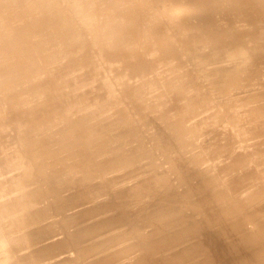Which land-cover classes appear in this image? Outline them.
I'll return each instance as SVG.
<instances>
[{
    "label": "bare ground",
    "instance_id": "1",
    "mask_svg": "<svg viewBox=\"0 0 264 264\" xmlns=\"http://www.w3.org/2000/svg\"><path fill=\"white\" fill-rule=\"evenodd\" d=\"M26 1L28 2V0H0V37H3L2 35H7L8 37H7V40H5L4 39V37H3V39H4V42L3 43H0V48H4V49H7V52L8 53H10V54H12V53H17V51H18V47H20V46H25V48L26 49H28V52H27V55H26V57H24V58H21L18 62H13L14 64H12L13 66L12 67H9V69H7L8 67H6V68H4L5 70H7V72L5 71V73H7V74H4V75H6L5 76V81L4 82H2V83H0V257H1V261L2 260H4V259H2V258H4L3 256H7L8 257V255H9V258H6L5 259V262H11V264H30L29 263V260H28V255H26V253H28L29 251H30V249H28L27 250V248H26V251H28V252H25L24 250V252H23V254L22 255H20V252H19V250L21 249V247H19V240H20V238H21V235L23 236L24 235V233H25V231H23L22 232V229H23V226H24V228H26V230L28 229V231L27 232H30V229L31 228H29L28 226H26V225H29V223L31 222H28V220L27 219H25V218H31V217H33V216H28V217H26V215H25V217H24V213L20 210V208H22L23 206H22V204L24 205V204H26V203H24V200L23 201H20V199L19 200H17V199H14V196L13 195H15V194H17L18 195V193H19V196H20V192H22V191H26V190H29V189H31V188H29V189H26V186H25V182H26V180H27V178L29 177V175H31V173H33L36 169H38L37 168V165L40 163H38V155H40V153L38 154V155H36V156H38L37 157V160L36 159H34L33 157L31 158L30 157V153H29V151H32L31 150V148H30V150H29V143H30V141H29V139H28V135L30 134V133H28V131L31 129V128H37V129H39L40 131H42L41 133H42V135H43V139L45 140V142H48L49 141V143H50V149L52 150V152H54V150H56L57 149V153H58V151L60 150H62V152H63V149H65V148H67L66 146H70L71 145V148L73 147V148H75L74 149V153H76L77 152V154H75V155H80L81 153H82V156L80 155V157L79 156H74V155H72L73 154V152H71L72 154H68V155H72L73 156V158H72V156H70L72 159H77V164L78 163H81V157H83V152H84V150H85V148H87L86 150H85V152L86 151H88V153L87 154H89V152L91 151L92 152V150H91V148H94L95 146H97L98 144H99V139H98V135H87V134H82L81 132H82V130L83 129H87L86 127L88 126V125H86L88 122H86L85 123V121L84 120H81V118H80V120H78V119H76V118H74L73 117V115H74V113H75V109L79 106L78 104H80L79 102H75V101H72L71 99V96L72 95H76L75 97H77V94H78V88H80L79 87V84H73L74 86H70L71 88V90H73V89H77V93L75 94V91H74V93L73 92H71V91H67L66 89H65V91H62V90H60V85L63 83V79L67 76V72H68V70H66V68H68V67H71L72 69H74L75 68V70H76V67H77V69L79 70V68H78V66H82L83 67V64L85 63L86 64V66H84L83 67V69L81 70V73H80V71H79V77L78 78H81V81H86V80H88V79H90L92 82V85L93 86H91L92 88H95V89H97L96 91L94 90V92H99L101 89H102V86L104 85V84H106L107 85V83H113L115 86L113 87V89H115L116 90V92L118 93V95H120V99L122 100V102H127V106H128V108H129V111H128V113L127 114H125V116H123L125 119L124 120H127V119H130V118H132V116H131V113H134V112H138V113H142V114H144V113H148V112H152L154 109H156V108H159V110L161 109H165V113H168V117L170 116V117H172V119L173 120H176V119H180L181 117H177V118H175L174 119V117L173 116H175V115H177V116H181V112L183 113L184 112V116L183 117H187L189 114V105H187L188 104V99L189 98H187L186 96H185V101L187 102V104H186V102H184L186 105H187V108H184V107H186V106H183V109L181 108V111L180 110H178V106H177V104H176V108H174V106H172L173 104V101H175V100H184V98H183V92L182 91H180V85L182 86H184V84H183V82L185 83V81H184V78H185V80L188 78H186V76H183L182 74H179L178 73V71H179V69L180 70H186L187 71V73H189L188 74V76L189 75H191V76H195V75H198V74H196V72H194L195 71V69L194 68H192V69H194V71L192 70V69H190L189 68V66H187V65H192L193 66V64H190V63H188L187 65H185V62H186V60H185V62L182 64V63H180V62H178V60L182 57H180V56H178L177 54L179 53V51L177 52L176 51V49H175V45H176V43L178 42V43H181V44H184L185 46H187V48H189V50L190 49H193V48H195V47H198V46H200L201 44H203L204 46L205 45H207L208 43H207V41H209V42H216V43H214V44H216V45H226L227 46V44L228 43H232V42H235V44L236 43H240V44H238V45H235L232 49H231V51L232 52H235L236 54H234L233 55V53H232V57H231V55L229 56V54L227 53V52H220V54H218V52H217V54L218 55H216L215 57H214V54L211 56V57H213L214 58V60L215 61H223V60H227L228 61V64H229V66H231L232 65V67H230V68H223L222 66L223 65H225V64H227V63H225V64H220V65H218V66H215L214 65V62L211 64V65H214L215 66V68L213 67V66H211V67H213V68H211V69H214V70H209L208 68H209V66H208V70H206V72L208 73L207 75H211L209 78H208V80H211L210 78H213V79H217L218 81H216V80H214V82L216 81V82H219V81H222V82H220V84L222 85V86H225V87H231V89L232 90H234V88L235 87H239L240 85L239 84H241V86L243 85V88H244V86L245 85H247L246 84V82H250L252 79H253V76H252V79H250V81H249V78L245 75V79H246V77L248 78V79H246V82L244 83V78H243V76H244V71L246 72V74L247 73H249V77L251 78V75L250 74H255V72L257 73L258 72V70L256 69L255 70V72L252 70L253 68H247V66L249 65V64H251V63H249L248 62V54L246 53V52H248V51H246L245 50V47L246 46H244L243 44H241V43H244V39H243V37L242 36H240V37H238V39H232V40H230V38L228 37L227 38V36H229L230 34L229 33H231V32H229L228 34H226L227 36L226 37H224V39L223 38H221V37H223L222 35H218V36H216V33L218 32V28H216V30H217V32H216V30H215V32H214V27H213V32L211 31V30H209L210 31V33L212 32V33H214L215 34V37L213 38L212 36H210V34H209V32L207 31V28L206 29H204L203 28V26L202 25H199V23L195 20V15H198V14H200V13H198V12H200L201 11V13H202V10L201 9H204L205 8V6H207L208 4H209V2H206L205 0H166V1H168V3H165L166 1L165 0H160V4L159 5H157V3H156V1H158V0H103V1H99V0H97V2L95 3V5H94V7L92 6V5H90L92 8H88L89 7V3L91 4L92 3V1H90L89 3H83L84 2V0H78L79 1V4H78V7L80 8V11L77 13L76 11H74V9L72 8V7H70V9L72 10V12L73 13H75L77 16H78V14L79 13H81V14H84L83 12H96V14H95V16L97 15V11L99 12L100 10L102 11V9H103V11H104V14H105V16H106V18L108 19L107 21H109V22H107V21H105L106 22V24L105 25H99V26H97V23H98V21L96 22V19H98V18H91V19H95V22H96V25H94L93 24V30L92 31H87V30H89V28L86 30V31H83V29H80L81 27H83L82 26V24H81V19L80 18H77V20L75 21L74 20V22H71V21H66V19L65 20H63V24L61 23V29L60 28H58L57 27V25L55 24V15L58 13V11L60 10V7H61V1H59V0H57V4L56 3H54V6H52V7H50V9H48V10H45V11H41V13L39 14V12L36 10L37 8H36V6L38 7V8H40L41 6H40V3H39V1L37 0V3L35 2V4L33 5V4H30L31 2H29V6H31V5H33L32 7H26V6H28V5H26ZM31 1H33V0H31ZM63 1V0H62ZM65 1V0H64ZM64 1H63V3H64ZM87 0H85V2H86ZM219 1H225L226 3H227V5L230 7V8H232V9H235L236 11H237V13H240V12H243L244 10L242 9V11L240 10L241 8H245V10H248L249 11V13H251V14H253V21L252 22H254L255 23V25L257 24L258 26H260L261 27V23H264V16H263V14H264V0H219ZM50 1H46V3H49ZM56 2V1H55ZM75 2V1H74ZM195 2H197L198 4H196V6H197V8H198V12H197V10H196V13H198V14H194V13H191V12H189V10L191 9V8H193L194 6L192 5V3H195ZM165 3V4H164ZM157 5V6H156ZM72 6V5H71ZM76 6V5H75ZM195 6V7H196ZM57 8H58V10H57ZM178 8L181 10V9H183L184 10V12H182V13H180L179 11H177L178 10ZM240 8V9H239ZM196 9V8H195ZM199 9H200V11H199ZM77 10V9H76ZM40 11V10H39ZM182 11V10H181ZM261 11V12H260ZM208 12H209V14H210V12H211V10L210 9H208V10H206V11H204V13H202L201 15H204V16H206V15H208ZM260 12V13H259ZM263 12V14H262V16H261V13ZM93 13V14H94ZM103 13V12H102ZM102 13H100V14H102ZM246 12H244V14H245ZM248 13V12H247ZM90 14V13H89ZM104 14H102L103 16H104ZM241 14V13H240ZM243 14V13H242ZM250 14V15H251ZM85 15V14H84ZM99 15V14H98ZM250 15H248V16H250ZM35 16V17H34ZM62 16H64V12L63 11H61V12H59L58 14H57V17H62ZM90 16H91V14H90ZM208 16H210V15H208ZM241 16V15H240ZM44 17H47V21H46V23H43V24H36L35 22L36 21H39L40 19H43ZM82 17V16H81ZM86 17V16H85ZM93 17V16H92ZM97 17V16H96ZM211 17H212V14H211ZM244 17H245V15H244ZM243 17V18H244ZM87 18V17H86ZM246 18H248V17H246ZM251 18H252V16H251ZM250 17H249V19H251ZM64 19V18H63ZM83 19V18H82ZM85 19V18H84ZM84 19H83V21H84ZM88 19H90V18H88ZM104 19V18H103ZM244 20H245V18H244ZM248 20V19H247ZM247 20H246V22H247ZM252 20V19H251ZM91 21V20H90ZM93 21V20H92ZM250 21V20H249ZM101 22L102 21H100V24H101ZM251 22V23H252ZM88 23V22H87ZM90 24H92V23H90ZM99 24V23H98ZM104 24V23H103ZM205 24V23H204ZM203 24V25H204ZM249 24V23H248ZM250 25V24H249ZM252 25V24H251ZM256 25V26H257ZM88 26H90V25H88ZM217 26V25H216ZM230 26H231V24H230ZM229 26V28L231 29V27ZM254 26V25H253ZM264 26V25H263ZM249 27V26H248ZM259 27V28H260ZM211 28V27H210ZM234 28V27H233ZM250 28V27H249ZM49 29V30H48ZM80 29V30H79ZM90 29H92V28H90ZM254 29V28H253ZM263 30H264V27L262 28ZM45 30H48L49 31V34L48 35H52L55 39H60V38H62L63 37V35H64V37H66L67 35H72V34H74V37H71L72 39H70L68 42H69V44L66 46V47H68L67 49H69V47L72 45V46H74V47H76L75 45H81V47H82V44H85L86 42H83V40L82 39H84V38H81L82 36L83 37H87L86 39L87 40H85V41H88L86 44H87V46L85 47V46H83L86 50H84L85 52H84V55H83V57L82 58H84V60H80L79 59V61H75V60H72V59H70V60H67V61H64V62H58V59H59V57H63V58H65V55L63 56L62 54H64L65 53V51H66V47H60L59 45H57L56 47H55V49H53V50H50V51H45L44 49H42V47H41V42L44 40V36H42L41 34H42V32H44ZM229 29H227L226 31H228ZM256 29H254L253 31H255ZM257 30H259V29H257ZM219 31H220V29H219ZM226 31H225V33H226ZM232 31V30H231ZM39 32H41V34L39 33ZM61 32H63V34L61 33ZM249 31H247L246 33L247 34H249L248 33ZM258 32V31H257ZM263 33H264V31H262ZM36 33H38V34H40L41 36H39V37H37V35H36V37L37 38H35V36H34V34H36ZM165 33V35L163 36V34ZM208 33V34H207ZM219 33V32H218ZM82 35V36H78V35ZM232 34V33H231ZM238 34V33H237ZM239 35V34H238ZM244 35V34H243ZM78 36V37H77ZM245 36H246V34H245ZM211 39H210V38ZM231 37V36H230ZM226 38V39H225ZM232 38V37H231ZM233 38H234V36H233ZM0 40H1V38H0ZM246 40V42H248L247 40H248V37L245 39ZM250 40V39H249ZM252 40H253V42H254V38H252ZM257 40V39H256ZM258 42H259V40H257ZM256 41V42H257ZM261 41V40H260ZM71 42V43H70ZM222 42H224V43H222ZM256 42H254V43H256ZM117 44V45H116ZM112 45H116V46H118V49H121V48H124V50L126 51L124 54H126V53H132L131 55H130V57H132V60H133V62H135V60L133 59V56H136V58H137V54L135 55H133V53H134V50L136 51V52H138L139 51V54L141 55L142 53H143V55H144V57H142L144 60L146 59V57H149V56H145V55H151V53H153L154 54V52H158V55L157 56H155V58L153 57V58H150V62H149V64L151 63V61H152V59H155L154 61L155 62H153V64L150 66V68L148 69V65L147 64H145V65H147V69L148 70H146V71H144L143 73H142V75L139 77V79H137V80H135V78H133V80H135V82L132 80V82H130L129 80H127V78L125 79V80H123V76H124V74H123V76L121 75L122 73L120 72V70H118V69H121V71H122V69H125V68H118V67H116V64L119 62V59H118V61H117V58H115V62L113 61V59H112V61L113 62H111L110 60V58L111 57H117V56H119V55H117L116 56V54L114 55V50L116 51V48L114 49L113 47H112V49H114L113 51H112V49H110L111 48V46ZM247 45V44H246ZM71 46V47H72ZM77 46V47H78ZM209 46V48H210V46H212V45H208ZM76 47V48H77ZM115 47V46H114ZM143 48V50H144V48H147L148 49V53H145L144 51H142L140 48ZM215 47V46H214ZM232 47V46H231ZM76 48H75V50H76ZM80 47H78V49H79ZM180 48H182V47H180ZM186 48V49H187ZM213 48V47H212ZM228 48V47H227ZM117 49V50H118ZM230 49V48H229ZM248 49V48H247ZM2 50V49H1ZM0 50V51H1ZM100 50H102L101 51V54H99V55H101V56H99V57H101V59H100V61L99 62H97L98 64H99V66H101L105 61L107 62L109 59V61L111 62V63H113L114 64V66H112L115 70H117L118 72H120L121 74H119V75H121V78H122V80L118 77V78H114V80H112L113 79V75L112 76H110V82L109 81H107L108 79H106V81H107V83L105 82V80H103V78L102 77H105V74H104V70H102V72H100V67H99V69L98 68H95V64H96V57H97V54H98V52L100 53ZM133 51V52H127V51ZM146 50V49H145ZM156 50V51H155ZM185 50V49H184ZM214 50V49H213ZM264 50V49H263ZM4 50H2L1 52H3ZM68 51V50H67ZM80 52L82 51V50H79ZM118 51H120V50H118ZM122 51H123V49H122ZM147 51V50H146ZM150 51H151V53H150ZM188 51V50H187ZM211 51H212V49H211ZM227 51V50H226ZM5 52V51H4ZM73 51H71V54L72 55H74V53H72ZM135 52V53H136ZM142 52V53H141ZM182 52V51H181ZM180 52V53H181ZM196 52V51H195ZM261 52V51H260ZM83 53V52H82ZM119 53H121V51L119 52ZM123 53V52H122ZM183 53V52H182ZM194 53V52H193ZM206 53V52H205ZM257 53V52H256ZM262 53V52H261ZM5 54V53H4ZM3 54V55H4ZM78 54H79V52H78ZM156 54V53H155ZM192 54V53H191ZM196 54V53H195ZM194 54V55H195ZM200 54H203V53H200ZM211 54V53H210ZM9 54H7L6 53V55L5 56H8ZM68 55H69V53H68ZM121 55V54H120ZM123 55V54H122ZM121 55V56H122ZM128 55V56H129ZM260 55V54H259ZM75 56V55H74ZM77 57H78V55H76ZM121 56L119 57V58H121ZM124 56V55H123ZM122 56V57H123ZM142 56V55H141ZM197 56V55H196ZM199 56V55H198ZM252 56H253V54H252ZM264 56V55H263ZM0 57H1V55H0ZM9 57H11V56H9ZM8 57V58H9ZM61 57V58H62ZM68 57V56H67ZM81 57V54L79 55V58ZM125 57V56H124ZM123 57V58H124ZM127 57V56H126ZM128 58L127 57V59H131V58ZM138 57H139V55H138ZM151 57V56H150ZM248 57V58H247ZM260 57V56H259ZM2 58V57H1ZM4 58V57H3ZM12 58H14V56L12 57ZM73 58V57H72ZM81 58V59H82ZM135 58V57H134ZM191 58H193L192 56H191ZM199 57H197V59H198ZM212 58V59H213ZM264 58V57H263ZM10 59V58H9ZM67 59V58H66ZM74 59V58H73ZM126 58H125V60H127ZM139 59V58H138ZM142 59V61H144ZM182 59V58H181ZM184 59H186L185 58V55H184ZM184 59H182V60H184ZM200 59V58H199ZM212 59H211V61H212ZM251 59V58H250ZM6 60V59H5ZM64 59H61V61H63ZM95 60V61H94ZM123 60V59H122ZM205 60H206V58H205ZM210 60V59H209ZM8 61V63H9V60H7ZM59 61H60V59H59ZM98 61V60H97ZM129 62H130V60H128ZM137 61V60H136ZM141 60H140V62L138 63L137 62V65L139 64V65H141L140 63H145V61L144 62H142ZM146 61H147V59H146ZM169 61V64H170V66H173L172 67V69L170 70V71H168L167 72V70H166V68H164V66L165 65H167L168 63H166V62H168ZM188 61V60H187ZM193 61V60H192ZM196 61V60H195ZM256 61V60H255ZM6 62V61H5ZM45 64V66H44V68L42 69V66H43V63ZM105 62V63H106ZM125 63L127 62V61H124ZM209 62V61H208ZM208 62H205L204 63V61H202V59H200L199 61H198V63L196 64V66H197V68L199 67L200 69H201V71H204V69L202 70V67L203 66H205V68L207 67L206 66V63H208ZM262 62V61H261ZM264 62V61H263ZM7 62H6V64H8ZM104 63V65L106 66V64ZM108 63V65H109V62H107ZM120 63H121V65H123L122 63L123 62H121V60H120ZM124 63V64H125ZM130 63H132V62H130ZM146 63H148V62H146ZM187 63V62H186ZM193 63H195V62H193ZM211 63V62H210ZM3 64V63H2ZM97 64V65H98ZM112 64V65H113ZM119 64V63H118ZM118 64H117V66H118ZM142 64V65H143ZM228 64H227V66H228ZM247 64V65H246ZM120 65V64H119ZM135 65H136V63H135ZM136 65V66H137ZM208 65V64H207ZM217 65V64H216ZM246 65V66H245ZM2 67H3V65H1ZM7 66V65H6ZM9 66H11V65H9ZM104 66V67H105ZM126 66V65H125ZM127 66H128V63H127ZM126 66V69L128 68ZM130 66H132L131 64L129 65V68H131ZM133 66H134V64H133ZM168 66V65H167ZM166 66V67H167ZM196 66H194V67H196ZM81 67V68H82ZM97 67V66H96ZM108 67H110V65L108 66ZM111 67V68H112ZM123 67H124V65H123ZM143 67H144V65H143ZM142 67V68H143ZM224 67H226V66H224ZM1 68V67H0ZM112 68V69H113ZM135 68H137V67H134V69ZM140 68H141V66H140ZM139 68V69H140ZM146 68V67H145ZM160 68L162 69V71L160 70ZM183 68V69H182ZM198 68V69H199ZM51 69H52V71H51ZM53 69H54V71H53ZM111 69V70H112ZM113 69V70H114ZM138 69V70H139ZM259 69V68H258ZM1 70H2V68H1ZM1 70H0V72H1ZM133 70V69H132ZM142 70V69H141ZM143 70H145L144 68H143ZM260 70V69H259ZM4 71V70H3ZM108 71V70H107ZM109 71H110V69H109ZM124 71V70H123ZM125 71H127V70H125ZM124 71V72H125ZM130 71V70H129ZM134 71V70H133ZM197 71H200V70H197ZM260 71H262V70H260ZM75 73H78V71L76 70V71H74ZM123 72V73H124ZM139 72V73H138ZM136 74H140V71H138ZM165 72H167V74L165 75L164 73ZM180 73H181V71H179ZM111 73V72H110ZM134 73V72H133ZM132 73V74H133ZM203 72H200V74H202ZM259 73V72H258ZM257 73V76L259 75L260 76V74H262V73H264V72H260V74H258ZM74 74V73H73ZM103 74H104V76H103ZM108 74V73H107ZM113 74H115V73H113ZM116 74H117V72H116ZM117 74V75H118ZM135 74V73H134ZM134 74L133 75H131V72H129V75L131 76V79H132V76H134ZM135 74V75H136ZM185 74V73H184ZM199 74V75H200ZM204 74V73H203ZM202 74V75H203ZM253 74V75H254ZM68 75H69V73H68ZM71 75V74H70ZM75 75V74H74ZM77 75V74H76ZM109 75H111V74H109ZM129 75H128V77H129ZM201 75V76H202ZM206 75V73L204 74V76ZM263 75V74H262ZM261 75V77L263 78V76ZM108 76V75H107ZM116 76V75H115ZM114 76V77H115ZM181 76H183V77H181ZM190 76V77H191ZM256 76V75H255ZM255 76H254V79H255ZM23 77H26V79H28V80H33L32 82H31V84L30 83H28L27 81L26 82H23L22 84H21V89L22 90H20L19 92H12V87L15 85V84H17L18 83V81L19 80H21ZM68 77V76H67ZM75 77H77V76H75ZM83 77H86L87 79L86 80H84V78ZM136 77V76H135ZM261 77L260 78H256V79H260V82H262V80H261ZM1 78H3V77H1ZM205 78V77H204ZM218 78H220V80L218 79ZM66 79V78H65ZM191 79H193V77H191ZM190 79V80H191ZM212 79V80H213ZM241 79V80H240ZM253 79V80H254ZM256 79H255V81H256ZM66 80H68V79H66ZM65 80V81H66ZM76 80H78V79H76ZM207 80V81H208ZM248 80V81H247ZM252 80V81H253ZM79 81V80H78ZM78 81H77V83H78ZM81 81H79V82H81ZM187 81V80H186ZM195 81V80H194ZM203 81V80H202ZM206 81V82H207ZM254 81V82H255ZM259 81V80H258ZM257 81V82H258ZM74 82V81H73ZM76 82V81H75ZM190 82V81H189ZM188 82V83H189ZM210 82V81H209ZM209 82H207V83H209ZM214 82H211L212 84L214 83ZM195 83H196V81H195ZM211 83H210V85H211ZM251 83V82H250ZM67 84V83H66ZM69 84V83H68ZM81 84L82 83H80V86H81ZM215 84V83H214ZM219 84V83H218ZM245 84V85H244ZM252 84V83H251ZM250 84V85H251ZM262 84V83H261ZM263 84H264V81H263ZM63 85H65V84H63ZM76 85H78L77 87H76ZM106 85H104V86H106ZM185 85H188V84H185ZM190 85V84H189ZM194 85V84H193ZM207 85V84H206ZM221 85H219V87L221 86ZM249 85V84H248ZM199 86V85H198ZM209 86V85H208ZM212 86V85H211ZM210 86V87H211ZM256 86V85H255ZM63 87V86H62ZM106 87H108V86H106ZM195 87V86H194ZM200 87V86H199ZM213 87V89H212V91H213V94H214V92H216V91H218L219 92V89L218 90H216V87H218V85L216 86V85H213L212 86ZM218 87V88H219ZM65 88H66V86H65ZM86 88V87H85ZM89 88H90V85H89ZM183 88V87H182ZM185 88V87H184ZM193 88V87H192ZM192 88L190 89V87L188 88V89H190V90H192ZM221 89H222V87H220ZM224 88V87H223ZM75 89V90H76ZM81 89L82 88H80V92H81ZM106 89H108V88H106ZM198 89V88H197ZM236 89V88H235ZM244 89H246V88H244ZM108 90H110V89H108ZM162 90V91H161ZM182 90V89H181ZM196 90V89H195ZM210 90V89H209ZM226 90V89H225ZM229 90V89H228ZM231 90V91H232ZM238 90V89H237ZM241 90H243V89H241ZM247 90V89H246ZM102 91V90H101ZM185 91H187V89L185 90ZM230 91V90H229ZM244 91V90H243ZM112 92V91H111ZM162 92V93H161ZM189 92V91H188ZM194 92V91H193ZM228 92V91H227ZM233 92V91H232ZM239 92V91H238ZM256 92H258V91H256ZM256 92H254L255 94L253 95V96H257V97H259L258 96V93H256ZM85 93V92H84ZM88 93V92H87ZM93 93V92H92ZM91 93V94H92ZM109 93H110V91H109ZM161 93V94H160ZM187 93V92H186ZM189 93H191V92H189ZM221 93V92H220ZM225 93V92H224ZM252 93V92H251ZM260 93V92H259ZM94 94V93H93ZM112 94H114V95H116V93L115 92H112ZM111 94V95H112ZM164 94V95H163ZM185 94V93H184ZM188 94V93H187ZM226 94H228L229 95V93H226ZM250 94V93H249ZM95 95V94H94ZM195 95V94H194ZM200 95H201V93H200ZM218 95V94H217ZM220 95V94H219ZM222 95V94H221ZM220 95V96H221ZM231 95V94H230ZM234 95V94H233ZM252 95V94H251ZM251 95L249 96V98H251ZM261 95V94H260ZM42 96H44L43 97V100H42ZM80 96H82V94L80 95ZM80 96L78 97V98H80ZM91 96V95H90ZM108 96V95H107ZM190 96H191V94H190ZM214 96V99H215V95H213ZM240 96V95H239ZM247 96V95H246ZM246 96H243L245 99L247 98ZM263 96V95H262ZM74 97V98H75ZM87 97V96H86ZM106 97V96H105ZM108 97H110V95L108 96ZM116 96H114L113 97V95H112V97H110V98H115ZM208 97V96H207ZM232 97V96H231ZM242 97V96H241ZM240 97V98H241ZM24 98H30V99H33L34 101H36V103L35 104H31V105H28L26 108H24L22 105H23V103L21 102V100L22 99H24ZM89 98V97H88ZM100 98V97H99ZM103 98V97H102ZM119 98V97H118ZM224 99L226 98V97H223ZM236 98V97H235ZM243 98V99H244ZM261 98V97H260ZM259 98V99H260ZM98 99V98H97ZM120 99H118V101L120 100ZM127 99V100H126ZM191 99V98H190ZM209 99H210V95H209ZM219 99H221V98H219ZM218 99V100H219ZM223 99V100H224ZM233 99V98H232ZM261 99H264V98H261ZM42 100V101H41ZM87 100V99H86ZM112 100V99H111ZM116 100V99H115ZM192 100H194L193 98H192ZM236 100H238L237 98L233 101V102H235ZM239 100H241V99H239ZM238 100V101H239ZM81 101H82V99H81ZM88 101V100H87ZM95 101V100H94ZM106 101H107V103H109V101L106 99ZM182 101H181V103H182ZM225 101V100H224ZM226 101H227V99H226ZM246 101V100H245ZM104 102V101H103ZM102 102V103H103ZM114 102V101H113ZM116 102V101H115ZM114 102V103H115ZM121 102V101H120ZM192 102V101H191ZM230 102H232V100L230 101ZM232 102V103H233ZM248 103L250 102V100L249 101H247ZM255 102V101H254ZM112 103V102H111ZM113 103V104H114ZM117 103V102H116ZM177 103V102H176ZM179 103V102H178ZM219 103V102H218ZM227 104H229L228 102H226ZM225 103V104H226ZM243 103V102H242ZM261 103V102H260ZM263 103V102H262ZM81 104H83V101H82V103ZM81 104H80V106H81ZM100 104V103H99ZM118 104V103H117ZM124 103H121V105H123ZM180 104V103H179ZM183 104V103H182ZM181 104V105H182ZM184 104V105H185ZM192 104V103H191ZM197 104V103H196ZM231 104V103H230ZM235 104V103H234ZM237 104V103H236ZM239 104V103H238ZM237 104V106H239ZM250 104H251V102H250ZM87 105V104H86ZM85 105V106H86ZM110 105V104H109ZM108 105V106H109ZM114 105H116V104H114ZM120 105V104H119ZM120 105V106H121ZM175 105V104H174ZM193 106L195 105L194 103L192 104ZM191 105V106H192ZM222 105H223V103H222ZM233 105V104H232ZM232 105H231V107L230 106H228L229 108H230V110L232 109H234L233 107L235 106H233L232 107ZM241 105V104H240ZM257 105V104H256ZM256 105H254V106H256ZM97 106H99V105H97ZM97 106H94V107H96L97 108ZM111 106V105H110ZM110 106H109V108H110ZM117 106V105H116ZM224 106H226V105H224ZM242 106V105H241ZM244 106V105H243ZM248 107H249V105H247ZM254 106H252V109H253V107ZM23 108V110L24 111H22V108ZM89 107L91 108V104L89 105ZM113 107V106H112ZM115 107V106H114ZM114 107L113 108H111L112 110L114 109ZM162 107V108H161ZM178 107V108H177ZM180 107H182V106H180ZM240 107V106H239ZM247 107V108H248ZM257 107H258V105H257ZM257 107H255L254 109H258ZM260 107V106H259ZM86 108V107H85ZM100 108H101V106H100ZM103 108V107H102ZM115 108H117V107H115ZM201 108V107H200ZM208 108V107H207ZM221 108V107H220ZM225 108V107H224ZM235 108H237V107H235ZM246 108V107H245ZM247 108H246V110H247ZM79 109H81V107H79ZM89 109V108H88ZM108 109V108H107ZM197 109V108H196ZM216 109V108H215ZM214 109V110H215ZM238 109V108H237ZM236 109V110H237ZM240 109H242V107L240 108ZM261 109H263V111H264V108L262 107ZM78 110V109H77ZM90 110V109H89ZM92 111H93V109H91ZM91 110H90V112H91ZM96 109H94V111H95ZM109 110V109H108ZM107 110V111H108ZM111 110V111H112ZM116 110V109H115ZM115 110H114V112H115ZM198 110V109H197ZM217 110V109H216ZM220 110V109H219ZM225 110H226V108H225ZM235 110V111H236ZM242 110H245L244 108L242 109ZM249 110V109H248ZM258 110H260V109H258ZM257 110V111H258ZM22 111V112H21ZM81 110H79V112H80ZM100 111V110H99ZM99 111H97V113L99 112ZM110 111V114L112 113ZM164 111V110H163ZM190 111H191V109H190ZM212 111V110H211ZM223 111V110H222ZM227 111H228V113L230 112V113H232L231 111H229V109L227 108ZM234 111V112H235ZM252 111V110H251ZM263 111L262 112H260V114L261 113H263ZM83 112V111H82ZM80 113V115H82L83 113ZM150 112V113H151ZM159 112V111H158ZM158 112H157V114H158ZM193 112V111H192ZM224 113H221V115L223 116L225 113L226 114H228L227 112H225V111H223ZM238 112V111H237ZM240 112V111H239ZM238 112V113H239ZM248 112V111H247ZM250 112V111H249ZM248 112V113H249ZM253 112V111H252ZM107 113V112H106ZM106 113H104L105 114V116L108 114H106ZM116 113V112H115ZM118 113V112H117ZM156 113V112H155ZM160 113V112H159ZM164 113V114H165ZM207 113V112H206ZM215 113H216V111H215ZM236 113V112H235ZM235 113H232L233 114V117L231 116V118L229 117V122H230V119H231V121H233V118H236V116H237V114H235ZM243 114V112H240L239 114ZM248 113H246V114H248ZM251 113V112H250ZM99 114V113H98ZM104 114H101V115H103V117H105L104 116ZM141 114V115H142ZM160 114H162V111H161V113ZM163 114V115H164ZM193 114V113H192ZM191 114V115H192ZM217 115H215V117L216 118H219L220 119V117H222L221 115H219L218 113H216ZM231 114V115H232ZM252 114H254V112L252 113ZM95 115V114H94ZM113 116H112V118L114 117V115L115 114H112ZM137 115V117H136V119L138 118V115L139 114H135V116ZM162 115V116H163ZM234 115H236L235 117H234ZM74 116H76V113H75V115ZM79 116V115H78ZM92 116V115H91ZM116 116V115H115ZM122 116V115H121ZM145 116V115H144ZM194 116V115H193ZM228 116H229V114H228ZM241 115H239V117H240ZM243 116V115H242ZM246 115H244L243 117H245ZM249 116H252V115H249ZM248 116V117H249ZM258 116V115H257ZM262 116V115H261ZM77 117V116H76ZM86 117V116H85ZM94 117H96L97 118V116L95 115ZM93 117V118H94ZM110 117V116H109ZM117 117H120V115L119 116H117ZM122 117V118H123ZM134 117V116H133ZM148 117V116H147ZM160 117V119H161V116H159ZM167 117V118H168ZM185 117V118H186ZM188 117H190V115L188 116ZM192 117V116H191ZM247 117V116H246ZM84 118V117H83ZM98 118H99V116H98ZM142 118V117H141ZM164 118V117H163ZM185 118H182V122L184 121L185 123L183 124L184 126L187 124V121L188 120H186ZM227 118V117H226ZM241 119H243L242 117H240ZM252 118V117H251ZM256 118V114H255V117H254V119ZM86 119V118H85ZM99 119H101V118H99ZM118 119H120V118H118ZM143 119V118H142ZM145 119V118H144ZM149 119H150V117H149ZM171 119V118H170ZM171 119V120H172ZM188 119V118H187ZM189 119H191V118H189ZM196 119V118H195ZM250 119V118H249ZM253 119V118H252ZM251 119V120H252ZM253 119V120H254ZM131 120V119H130ZM147 120V119H146ZM153 120H154V118H153ZM157 120V119H156ZM162 120V119H161ZM166 121H167V123L168 124H173V122L172 123H170V122H168V120L167 119H165ZM193 120V119H192ZM204 120H207V118L206 119H204ZM203 120V121H204ZM209 120V122H212V121H210V119H208ZM212 120V119H211ZM215 120V119H214ZM214 120H213V122H214ZM218 119H216L215 121H217ZM248 120V119H247ZM251 120H248V121H251ZM258 119H256V121H257ZM260 120L261 121H264L263 119H261L260 118ZM92 121H93V119H92ZM103 121H104V119H103ZM106 121V120H105ZM119 121V120H118ZM121 121V120H120ZM134 121V120H133ZM132 121V122H133ZM137 121H138V119H137ZM141 121H143V120H141ZM140 121V119H139V122H141ZM151 121V120H150ZM149 121V122H150ZM158 121V120H157ZM180 121H181V119H180ZM190 121V120H189ZM194 121V120H193ZM202 121V122H203ZM219 121H221L222 123H223V121H222V119L221 120H219ZM226 121V120H225ZM235 121H236V119H235ZM239 121V120H238ZM241 121H244V120H241ZM246 121V120H245ZM248 121H246V122H248ZM259 121V120H258ZM90 122V121H89ZM95 122V121H94ZM102 122V121H101ZM112 123V121H108V123ZM122 122H124V121H122ZM138 122V123H139ZM144 122H146V121H144ZM143 122V123H144ZM154 122V121H153ZM160 122V121H159ZM200 122V121H199ZM206 122V121H205ZM208 122V123H209ZM253 121H251V123H249L248 122V124H250V126H248V127H250L249 128V130L251 129V124H254L253 125V127L254 126H256L257 124H260V123H252ZM96 123V122H95ZM98 123H99V120H98ZM110 123V124H111ZM114 123H117V122H114ZM125 123H126V121H125ZM134 123H136V122H134ZM158 123V122H157ZM163 122H160V124H162ZM164 123H166V122H164ZM179 123V122H178ZM190 123H191V121H190ZM190 123H188L186 126L187 127H190V126H192V128H194V124L195 123H192L190 126H189V124ZM197 123V122H196ZM207 123V122H206ZM205 123V124H206ZM216 122H214V125H217L218 126V128H219V125L220 124H218V123H216ZM234 123V122H233ZM237 123V122H236ZM243 123V122H242ZM263 123V122H262ZM68 124H73L74 126H75V128L76 129H74V128H72V129H74V131H77L78 129L80 130V133H75L74 132V134L75 135H77V136H80V138L79 137H77V139L75 138L74 140H70L69 142H63L62 141V138L60 137V136H62V135H65L66 136V134H69L70 133V128H68ZM101 124V123H100ZM121 125H122V123H120ZM199 124H201V123H199ZM198 124V125H199ZM205 124H203L202 126H204ZM235 124V123H234ZM248 124H246V125H248ZM264 124V123H263ZM72 125V126H73ZM103 125H106V124H103ZM117 125V124H116ZM126 125H128V124H126ZM145 125H146V123H145ZM149 125H150V123H149ZM152 125V124H151ZM155 125V124H154ZM181 125V124H180ZM179 125V126H180ZM197 124H196V128H197V126H198ZM209 125V124H208ZM210 125H213V123H211ZM209 125V126H210ZM224 125H226V124H223V125H221V127L220 128H222V126H224ZM228 125V124H227ZM226 125V126H227ZM230 125V124H229ZM240 125H241V123H240ZM91 126V125H90ZM102 126V125H101ZM107 126V125H106ZM133 126V125H132ZM138 126V125H137ZM148 126V125H147ZM159 126V125H158ZM166 126V125H165ZM177 126V125H176ZM176 126H174V128L176 127ZM209 126H207V128L206 129H208L209 128ZM216 126V127H217ZM242 126H243V124H242ZM261 126H263V125H261ZM89 127V126H88ZM94 127V126H93ZM92 127V128H93ZM97 127V126H96ZM103 127H105V126H103ZM114 127H115V124H114ZM125 127V126H124ZM123 126H122V128H124ZM141 127H142V125H141ZM144 127V126H143ZM152 127H154L153 125H152ZM168 127V126H167ZM170 127V126H169ZM236 127H237V124H236ZM241 127V126H240ZM244 128L246 127V129H247V126H243ZM257 127V126H256ZM260 127V126H259ZM83 128V129H82ZM120 128V127H119ZM138 128V127H137ZM145 128V127H144ZM149 129H151V127L149 126L148 127ZM148 128H145V131H146V129H148ZM155 128V127H154ZM173 127H172V130L174 129ZM182 128V127H181ZM184 128H186V127H184ZM199 128V127H198ZM200 128H201V125H200ZM203 128H205V126L203 127ZM203 128H201V129H203ZM219 128V129H220ZM224 128H225V126H224ZM231 128H232V126H231ZM261 128V127H260ZM36 129V130H37ZM98 129V128H97ZM121 129V128H120ZM135 129V128H134ZM168 129V128H167ZM186 129H189V128H186ZM186 129H184V130H186ZM191 129V128H190ZM205 129V130H206ZM216 129V128H215ZM219 129L217 130L218 132H219ZM223 129V128H222ZM221 129V130H222ZM246 129H245V131H246ZM253 129H255V128H253ZM259 129V128H258ZM257 128L255 129V130H258ZM109 130V129H108ZM125 130H126V128H125ZM155 130V129H154ZM196 130L197 129H195V132H196ZM199 130V129H198ZM210 130H211V127H210ZM210 130H207V131H210ZM225 130V129H224ZM227 130H228V128H227ZM248 130V129H247ZM34 131V130H33ZM87 131H89V130H87ZM117 131V130H116ZM116 131H114L113 133H112V135L114 134V133H117ZM127 131V130H126ZM131 130H129V132H130ZM143 131V130H142ZM141 131V132H142ZM151 131H153V128H152V130ZM162 131H166V130H164V128L162 129ZM192 131H194L193 129H192ZM201 131V130H200ZM207 131H206V134H207ZM212 133L211 134H213L214 132H213V127H212ZM216 131V132H217ZM229 131V130H228ZM234 131V130H233ZM236 131V130H235ZM234 131V132H235ZM243 131V130H242ZM244 131V132H245ZM251 132H252V130H250ZM264 127H263V130H262V135H264ZM39 132V131H38ZM100 132V131H99ZM104 133H105V131H103ZM102 132V133H103ZM108 132V131H107ZM107 132H106V134H107ZM123 132V131H122ZM125 132V131H124ZM128 131H127V133H129ZM146 132H148V131H146ZM150 132V131H149ZM187 132H189V130L187 131ZM187 132H184L185 134L187 133ZM198 132V131H197ZM196 132V133H197ZM203 132H204V129H203ZM221 132V131H220ZM227 132V131H226ZM230 132V131H229ZM229 132L227 133V134H229ZM239 132V131H238ZM237 132V134H239V133H241V131L238 133ZM254 132V131H253ZM259 132V131H258ZM27 133H28V135H27ZM90 133V132H89ZM98 133V132H97ZM104 133L102 134V135H104ZM120 133V132H119ZM133 134H134V132H132ZM135 133H137V131L135 132ZM140 133V132H139ZM143 133V132H142ZM141 133V134H142ZM155 133V132H154ZM171 133H172V131H171ZM179 133V132H178ZM190 134H192V132H189ZM222 133V132H221ZM220 133V134H221ZM233 133V132H232ZM243 133V132H242ZM250 133V132H249ZM260 133V132H259ZM259 133H257V134H259ZM33 134V133H32ZM31 134V135H32ZM38 134V133H37ZM73 134V133H72ZM91 134H92V132H91ZM147 134V133H146ZM149 134V133H148ZM152 134V133H151ZM151 134H149V135H151ZM158 134V133H157ZM176 134V133H175ZM175 134H173V135H175ZM184 134V136L183 137H185V138H187V136ZM188 134V133H187ZM190 134H188V136L190 135ZM202 134H204V133H202ZM216 136L219 134H216V133H214ZM219 134V135H220ZM244 134V133H243ZM34 135V134H33ZM101 134H99V136H100ZM101 135V136H102ZM118 134H116V136H117ZM121 135V134H120ZM132 135V134H131ZM143 135H144V133H143ZM155 135V134H154ZM180 135H181V133H180ZM218 135V137H220ZM224 136H225V134H223ZM239 135H241V134H239ZM252 134L250 133L249 134V136H251ZM256 135V134H255ZM70 135H68V137H69ZM115 136V137H116ZM181 136V137H182ZM191 136V135H190ZM207 136V135H206ZM224 136H221V138L222 137H224ZM228 136V135H227ZM227 136H225V137H227ZM238 136V135H237ZM242 136V135H241ZM254 136V135H253ZM257 136V135H256ZM34 138V136H31V138ZM36 137H37V135H36ZM36 137L34 138V139H36ZM40 137V136H39ZM38 137V138H39ZM63 137V136H62ZM71 137H72V135H71ZM102 137H104V136H102ZM101 137V138H102ZM106 137H108V135L106 136ZM136 137V134H134V138ZM137 137H138V135H137ZM142 137H144V136H142L141 135V138ZM152 137V136H151ZM155 137V136H154ZM164 137V136H163ZM168 137V136H167ZM192 137V136H191ZM196 137V136H195ZM211 137H212V135H211ZM210 137V138H211ZM243 138H246L245 137V135L244 136H242ZM241 137V138H242ZM252 137V136H251ZM255 137V136H254ZM254 137L253 138H251V139H254ZM257 137H259V136H257ZM261 137V136H260ZM263 137L264 136H262V140H263ZM37 138V139H38ZM64 138V137H63ZM100 138V139H101ZM110 138V137H109ZM147 138V137H146ZM159 138V137H158ZM161 138H162V136H161ZM166 138V137H165ZM169 138V137H168ZM179 138H180V136H179ZM178 138V139H179ZM209 138V137H208ZM209 138V139H210ZM240 138V137H239ZM248 138V137H247ZM256 138V137H255ZM41 139V138H40ZM73 139V138H72ZM79 139V140H78ZM103 139V138H102ZM101 139V140H102ZM114 139V138H113ZM120 139V138H119ZM138 139H139V137H138ZM143 139V138H142ZM153 139V138H152ZM155 139H157V137H155ZM160 139V138H159ZM184 139V138H183ZM194 139V138H193ZM208 139V140H209ZM212 139V138H211ZM214 139H215V137H214ZM224 139V138H223ZM235 138L233 137V136H228L225 140H224V144L226 145H224L225 147H228V149L229 150H231L230 152L227 150V148H225V151L227 150V152H229L228 154H229V158L228 159H226L227 158V156H225V157H223L224 158V161H223V159H221V158H218V157H220V155H222L223 154V151H224V149L223 150H219L220 152H217V151H215L216 149H212L213 150V152L212 151H207V152H205V153H202V154H204L206 157L207 156H211V157H213V158H217V159H219V165L218 166H215V168L216 167H218L219 168V170H217V171H219V172H217L216 173V177H219V178H217L218 180H220V181H222L223 182V185L222 186H220L221 184H219V182L220 181H217L216 182V180H215V178L213 177V178H209L210 180L211 179H213L212 181H214L215 180V183H218L219 184V186H220V188L219 189H217L216 190V188H214L215 190H211V189H213L212 187H211V189H209L210 188V184H209V182H210V180H209V182H208V185H209V188H208V190H210V191H208V190H206V191H208V193L209 194H206L207 192H205V194L206 195H209V196H204L205 194H198L195 190H193L194 189V187H195V185L197 184H195L194 186H193V188H192V192L190 191V189L188 188V191H190L191 193H193V194H195L196 196V198L194 197V206L196 207H194L193 206V208H195V209H200V210H202L203 212H205V216H206V214L207 215H211V216H214V220H216V219H218V220H220V221H222L223 222V227L221 228V229H219L220 231L222 230V233H223V231H229L230 233H234V234H232V235H235L236 234V232H237V234H238V236H237V238H238V240H237V238H235L234 240H236V241H238L237 242V244L236 245H234V247H233V245H232V248L233 249H235L236 248V252H237V245H238V243L239 242H242L243 243V246H244V244L246 245V244H248V245H250L251 246V253L249 252V250H246V249H243L242 251L244 252V250H246V252L245 253H247V251H248V253L247 254H242V251H238V252H241V254L242 255H240L239 253H238V255H237V253L235 252V253H232V251L231 250H233V249H231L230 247H231V245L229 246V248H230V250L229 251H227L226 252V254L228 253V252H230V254L232 253V254H234V259H236V260H234V262L232 261L233 260V258H232V256L233 255H231V258H228L227 256L225 257L226 258V260H223L224 262L226 261V263L229 261V259H231L230 260V262H233V263H235V261H236V263L237 262H241V263H245V264H247V263H250V262H254L255 260L257 261H259V262H257V264H264V148H263V146L261 147V145H260V149H252V150H245V151H243L244 149H246V148H244L242 151H240V149H236L238 152H236V151H233V149L237 146L238 147V141H236L237 139H235ZM250 139V138H249ZM250 139V140H251ZM257 139V138H256ZM256 139H254L255 141H256ZM104 140H105V138H104ZM111 141H112V143L114 142V140H112V139H110ZM116 140V139H115ZM117 140H118V136H117ZM121 140V139H120ZM119 140V141H120ZM128 140H131V139H128ZM161 140V139H160ZM163 140V139H162ZM176 140V139H175ZM184 140H187V139H184ZM202 140H203V138H202ZM207 140V139H206ZM241 139H239V141H240ZM258 140H259V138H258ZM261 140V142L263 143L264 142V140L262 141ZM119 141H116L117 143L119 142ZM135 141V140H134ZM134 141H132V142H134ZM146 141V140H145ZM152 141H154V140H152ZM158 141V140H157ZM171 141V140H170ZM173 141V140H172ZM171 141V142H172ZM177 141V140H176ZM180 141H182L181 139H180ZM201 141V140H200ZM217 140H215V142H216ZM243 141V140H242ZM245 141V140H244ZM247 141V140H246ZM252 141V140H251ZM250 141V142H251ZM255 141H252V142H255ZM260 141V140H259ZM258 141V142H259ZM102 142V144H103V141H101ZM100 142V143H101ZM122 142H124V140L122 141ZM121 142V143H122ZM136 142V141H135ZM139 142H141L140 140H139ZM144 142V141H143ZM159 142V141H158ZM157 142V143H158ZM164 142V141H163ZM179 142V141H178ZM187 142V141H186ZM185 142V143H186ZM191 142H193V141H191ZM197 142V141H196ZM202 142V141H201ZM207 142H209V141H207ZM214 142V143H215ZM223 142V141H222ZM261 142H259L260 144H261ZM120 143V142H119ZM148 143V145H149V142H147ZM152 143V142H151ZM150 143V144H151ZM156 143V142H155ZM183 144H184V142H182ZM189 143V142H188ZM203 143H205V142H203ZM211 143H212V141H211ZM216 143H218V142H216ZM220 143L221 142H219L218 144L220 145ZM246 143H248V142H246ZM123 144V143H122ZM170 144V143H169ZM171 144H174V141L171 143ZM176 144H178V143H176ZM180 144H181V142H180ZM194 144V143H193ZM193 144H192V146H193ZM208 144H210V143H207V145ZM217 144V148L219 147V145ZM241 144V143H240ZM243 144H245V143H243ZM249 144H251V143H249ZM253 144V143H252ZM251 144V145H252ZM254 144H256V143H254ZM258 144V143H257ZM35 144H33L32 146H34ZM74 145V146H73ZM104 145H106V143H104ZM103 145V146H104ZM116 146L117 144H112V146ZM143 145H144V143H143ZM161 145V144H160ZM159 145V146H160ZM182 145V144H181ZM185 145V144H184ZM188 147H190V144H186ZM186 145H185V153L187 152L186 151ZM195 145V144H194ZM203 145V144H202ZM213 145V144H212ZM215 145V144H214ZM246 145V144H245ZM244 145V146H245ZM263 145V144H262ZM37 146V145H36ZM61 146H62V148L63 147H65V148H63V149H61ZM81 146H83V148H84V150L83 149H81L82 147ZM103 146H101V147H99V149H103L104 147ZM106 146H108V145H106ZM106 146H105V148L104 149H106ZM118 146V145H117ZM120 146V145H119ZM128 146H129V144H128ZM137 146V145H136ZM139 146V145H138ZM137 146V147H138ZM145 146V145H144ZM143 146V147H144ZM150 146V145H149ZM166 145H164V147H165ZM170 146V145H169ZM173 146V145H172ZM171 146V147H172ZM175 146L176 145H174V149H176L175 148ZM178 146V145H177ZM183 146V145H182ZM197 146V145H196ZM205 147V151L208 149L207 147H209V145L208 146H206V144L204 145ZM210 146H211V144H210ZM222 145H220V147H221ZM224 146H222V147H224ZM254 146H256V145H254ZM38 147H42L41 145L40 146H38ZM57 147V148H56ZM60 147V148H59ZM76 147H78V148H76ZM81 147V148H80ZM98 147H96V149L98 148ZM103 147V148H102ZM110 147H111V145H110ZM124 147H125V143H124ZM123 147V148H124ZM161 147V146H160ZM184 147V146H183ZM183 147H177L178 149H180V148H183ZM194 147V146H193ZM213 147V146H212ZM211 147V148H212ZM221 147V148H222ZM236 147V148H237ZM247 147V146H246ZM248 147H250V145L248 146ZM257 147V146H256ZM9 148L10 149H13V151H8L9 150ZM33 148H35V147H33ZM43 148V150H45V148H44V146L42 147ZM134 148H136V147H134ZM138 148H140V147H138ZM142 148V147H141ZM146 148V147H145ZM148 148V147H147ZM151 148H153V147H151ZM192 148V147H191ZM196 148V147H195ZM198 148V147H197ZM207 148V149H206ZM210 148V147H209ZM211 148L209 149V150H211ZM214 148H216V145H215V147ZM238 148H240V147H238ZM39 149V148H38ZM41 149V148H40ZM39 149V152L40 151H42V150H40ZM68 149V148H67ZM67 149H65L66 151H67ZM70 149V148H69ZM68 149V152L67 153H69V150ZM103 149V150H104ZM117 149V148H116ZM160 149V148H159ZM165 149H167V148H165ZM164 149V150H165ZM173 149V148H172ZM189 149V148H188ZM187 149V150H188ZM199 149V148H198ZM37 150V149H36ZM65 150H64V152H63V154L64 153H66L65 152ZM75 150H76V152H75ZM149 150V149H148ZM155 150V149H154ZM153 150V151H154ZM157 151H158V149H156ZM155 150V151H156ZM161 150V149H160ZM183 150V149H182ZM193 150V149H192ZM191 150V151H192ZM49 151V150H48ZM60 151H59V153H60ZM71 151H73L72 149H71ZM81 153H80V152ZM83 151V152H82ZM97 151H99V150H97ZM102 151V150H101ZM116 151V150H115ZM118 151V150H117ZM126 151H128V150H126ZM130 151H132V150H129L128 151V154H129V152ZM146 151V150H145ZM152 151V152H153ZM154 151V152H155ZM163 151V150H162ZM176 151V150H175ZM190 151V150H189ZM193 151H198L197 149L196 150H193ZM192 151V152H193ZM200 151V150H199ZM222 151V152H221ZM224 151V152H225ZM44 152V151H43ZM47 152V151H46ZM136 151H134V153H135ZM159 152V151H158ZM164 152L165 151H163V154L162 155H164ZM180 152V151H179ZM204 152V151H203ZM227 152H225L226 154H227ZM38 153V152H37ZM45 153V152H44ZM54 153H56V151L54 152ZM94 153H96V151L94 152ZM98 153V152H97ZM103 153V152H102ZM140 153V152H139ZM141 153L143 154L142 155V159H143V157H145V156H147L146 158H148L149 159V161L151 162V161H154L156 158H154V160L153 159H150L149 157H148V155H149V153L150 152H142L141 151ZM156 153V152H155ZM161 153V152H160ZM224 153V154H225ZM46 154V153H45ZM48 154V153H47ZM50 154V153H49ZM87 154L85 155L84 154V157L85 156H87ZM91 154V153H90ZM99 154H100V152H99ZM110 154V153H109ZM116 154H117V152H116ZM128 154H126V155H124V154H122V155H120V158H118V157H116V158H114V159H106V160H101V161H99V162H97L98 163V165L100 166V169H98V171H104V170H106L107 168H110V167H118V166H120L121 164L122 165H124L123 167H125L126 168V172L124 171V169H123V171L125 172V173H131L132 172V170L133 169H137V171L139 170V168L140 167H143L144 165L142 164V166H133V164H135V162L137 161V159L136 158H134V157H139V156H132L131 157V154L130 155H128ZM151 154V153H150ZM153 154V153H152ZM166 154L167 153H165V156H166ZM179 154V153H178ZM182 154V153H181ZM183 154H184V152H183ZM182 154V157L181 158H183V155ZM187 155L189 154V153H186ZM193 154H194V152H193ZM199 154H200V152H199ZM198 154V155H199ZM224 154H223V156H224ZM94 155V154H93ZM103 155H104V153H103ZM112 155V154H111ZM133 155V154H132ZM137 155H139L138 153H137ZM141 155V154H140ZM156 155V154H155ZM158 155V154H157ZM169 155V154H168ZM174 155H176L175 154V152H174ZM180 155V154H179ZM186 155V156H187ZM195 155V154H194ZM231 155V156H230ZM36 156H35V158H36ZM43 156V155H42ZM55 156V155H54ZM56 156H58V155H56ZM61 157L60 158H62V154L60 155ZM64 157H65V155H63ZM97 156V155H96ZM122 156H124V157H122ZM130 156V157H129ZM159 156V155H158ZM171 156V155H170ZM181 156V155H180ZM192 157H194L193 155H191ZM40 157H41V155H40ZM39 157V159L41 160V158ZM43 157H45V155L43 156ZM53 157V156H52ZM67 157H68V159L70 160V162L71 163H73L72 161H71V158H69V156H67L66 155V159H67ZM74 157H76V158H74ZM78 157H79V159H78ZM84 157L82 158V160L84 159ZM89 157V156H88ZM110 157V156H109ZM129 157V158H128ZM151 157H152V155H151ZM154 157V156H153ZM152 157V158H153ZM161 157V158H160ZM160 159L162 160V157L163 156H161L160 155ZM179 157V156H178ZM177 157V158H178ZM189 157V156H188ZM198 157V156H197ZM199 157H200V155H199ZM198 157V158H199ZM202 157V156H201ZM205 157V158H206ZM210 157V158H211ZM55 158V157H54ZM57 158H59V157H56L55 158V160L57 159ZM164 158V157H163ZM171 158H172V156H171ZM171 158H169V159H171ZM176 158V159H177ZM180 158V157H179ZM184 158H186V157H184ZM208 158V157H207ZM207 158H206V160H207ZM53 159V158H52ZM63 159H65V158H62V161L61 162H65V160L63 161ZM67 159V160H68ZM96 159V158H95ZM173 159V158H172ZM171 159V160H172ZM194 159H196L195 157L193 158V161H194ZM201 159H204V158H201ZM44 160V159H43ZM51 160V159H50ZM60 160V159H59ZM87 160V159H86ZM98 160H100V159H98ZM145 160V159H144ZM144 160H142V161H144ZM167 160H168V158H167ZM178 160V159H177ZM186 160V159H185ZM190 160H191V158H190ZM206 160H204V161H206ZM211 160H212V158H211ZM211 160H209V161H211ZM95 161H97V160H95ZM94 161V162H95ZM141 161V162H142ZM146 161H147V159H146ZM156 161V160H155ZM157 161H159V160H157ZM164 161H165V159H164ZM180 161V160H179ZM177 162V164L178 163H180L181 164V162ZM181 161L183 162V159H181ZM188 161H189V159H188ZM193 161H192V163H193ZM213 161V160H212ZM46 162V161H45ZM56 162V161H55ZM89 162V161H88ZM92 162H93V160H92ZM91 162V163H92ZM134 162V163H133ZM150 162H148V165L150 166L151 165V167H153V166H155L154 164H152V163H150ZM160 162V161H159ZM158 162V163H159ZM166 162V161H165ZM171 162H173V161H171ZM186 162V161H185ZM195 162V161H194ZM197 162V161H196ZM200 162V161H199ZM199 162H197V163H199ZM54 163V162H53ZM57 163H58V161H57ZM56 163V164H57ZM66 163V162H65ZM68 164H69V162H67ZM75 163H76V160H75ZM83 163H87V162H84V160H83ZM97 163L96 164H94V165H97ZM157 163V162H156ZM158 163H157V165H158ZM163 163V162H162ZM187 163V162H186ZM186 163H184V164H186ZM188 163H191V161H189ZM203 163H205V162H203ZM211 163V162H210ZM213 163V162H212ZM42 165H43V162L41 163ZM48 164V163H47ZM52 164V163H51ZM50 164V165H51ZM55 164V163H54ZM55 164V165H56ZM77 164L75 165V168H76V166H77ZM82 164V163H81ZM85 164H82L83 166H85V167H83V169H85L86 167H87V169L88 168H90V167H88V166H92L93 164H90V165H88V163H87V165H85ZM132 164V166H130ZM136 164H138V163H136ZM135 164V165H136ZM172 164V163H171ZM176 163H174L173 165H175ZM184 164H183V166H184ZM214 164V163H213ZM212 164V165H213ZM45 165V164H44ZM44 165H43V167H44ZM58 165V164H57ZM65 167H67L66 169L67 170H69L71 167H69V165L67 166V165H65V164H63ZM79 166H80V164H78ZM81 165V166H82ZM121 165V166H122ZM167 165V164H166ZM169 165V164H168ZM193 165V164H192ZM191 165V166H192ZM200 165V164H199ZM202 165V164H201ZM200 165V166H201ZM214 165H216V163L214 164ZM39 166H40V164H39ZM60 166H62V165H60ZM71 166V165H70ZM81 166H80V168H81ZM160 166V165H159ZM188 165H186V167H187ZM208 166V165H207ZM46 167V166H45ZM44 167V171L46 170V168ZM51 167V166H50ZM55 167V166H54ZM58 167H59V165H58ZM68 167H69V169H68ZM73 167V166H72ZM145 167V166H144ZM164 167V166H163ZM163 167H161V168H163ZM168 167V166H167ZM179 167H180V165H179ZM181 167H182V164H181ZM189 167V166H188ZM199 167V166H198ZM203 167V166H202ZM209 167V166H208ZM210 167H212L211 165H210ZM48 168H49V166H48ZM52 168H53V166H52ZM57 168V167H56ZM59 168H61V167H59ZM73 169V168H71L72 170H74V173H75V170L76 169H78L77 171L78 172H80L79 171V168H78V166H77V168L76 169ZM99 168V167H98ZM121 168V167H120ZM119 168V169H120ZM184 168V167H183ZM183 168H181V169H183ZM200 168V167H199ZM214 167H212V168H210V169H213ZM50 169V168H49ZM63 169V168H62ZM82 168H81V170H83ZM87 169H85L84 171H86ZM92 169H94V166H93V168H91V170ZM96 169H97V167H96ZM117 169V168H116ZM180 169V170H181ZM196 169V168H195ZM206 169H208V168H206ZM210 169H208V170H210ZM42 167H39V171L42 173ZM57 170V169H56ZM59 170H61V169H59ZM58 170V171H59ZM89 170V169H88ZM95 170V169H94ZM118 170V169H117ZM173 170V169H172ZM183 170H186V169H183ZM201 170H202V168H201ZM214 170V169H213ZM37 171V170H36ZM35 171V172H36ZM50 171V170H49ZM49 171L47 170V172L49 173ZM54 171V170H53ZM62 171V170H61ZM70 171V170H69ZM69 171H67V173H69ZM83 171V172H84ZM119 171V170H118ZM136 171V170H135ZM153 173H152V175H151V173H150V177H151V180L149 179V177H146L147 178V182H143V180H144V178H143V180L141 179V181L140 180H137V182L139 181V183H142L143 182V184H139L140 185V187L142 188V189H144V188H151L152 190H154V189H157V188H162L163 187V184L168 180L169 182L168 183H170L171 182V180H169V179H167V178H170V177H165V175L164 174H161L160 172H159V170L157 171V169L155 170V169H152L151 170ZM167 171V170H166ZM203 171V170H202ZM205 171V170H204ZM216 171V170H215ZM34 172V173H35ZM40 172H38V173H40ZM47 172H45V173H47ZM83 172H81V174L83 173ZM96 172V171H95ZM124 172H121L122 174H124ZM150 172V171H149ZM163 172V171H162ZM176 172H178V171H176ZM197 172V171H196ZM206 172V171H205ZM86 174L88 173L89 174V172L88 171H86L85 172ZM91 173V172H90ZM94 173V171L90 174V176L93 178V176H92V174ZM101 173V172H100ZM116 173V172H115ZM118 173H120V172H118ZM121 173H120V175H121ZM137 173H141L140 171L139 172H137ZM163 173H165V172H163ZM198 173V172H197ZM214 173V172H213ZM64 174L66 175V172H64ZM73 175V171H72V173H69V175L68 176H70V175ZM80 174V173H79ZM84 174V173H83ZM82 174V175H83ZM85 174V177L86 176H88V177H86V178H84V179H88L89 180V175H86ZM97 174V173H96ZM104 174V173H103ZM108 174V173H107ZM112 174V173H111ZM132 174V173H131ZM135 174V173H134ZM146 174H147V172H146ZM166 174V173H165ZM196 174V173H195ZM46 175V177H48L47 176V174H45ZM49 175V174H48ZM50 175H52V174H50ZM66 175V176H67ZM76 175H77V177L79 178V176H78V174L76 173ZM95 175V174H94ZM101 175V174H100ZM99 175V176H100ZM105 175V174H104ZM110 175V174H109ZM115 175H117V174H115ZM133 175V174H132ZM137 175V174H136ZM139 175V174H138ZM148 176H149V173L147 174ZM169 175V174H168ZM171 175H173V174H171ZM178 175V174H177ZM190 175V177H191V175H193V174H189ZM188 175V176H189ZM196 175H198V174H196ZM196 175H195V177H196ZM43 176V175H42ZM53 176V175H52ZM58 176V178L60 177L59 175H56V177ZM61 176H63V175H61ZM74 176V175H73ZM96 177H98L97 175H95ZM174 176V175H173ZM215 176V175H214ZM39 177V176H38ZM45 177V176H44ZM43 177V178H44ZM49 177H51V176H49ZM71 177V176H70ZM104 177V176H103ZM110 177V176H109ZM109 177H107V176H105L104 178L105 179H107V178H109ZM113 178H114V175L112 176ZM112 177H110L111 179H112V182L111 183H113V178ZM118 177V179H115V180H119V176H115V178H117ZM128 177V176H127ZM134 177H136V176H134ZM140 177V176H139ZM187 177V176H186ZM194 177V175L191 177V178H193ZM209 177V176H208ZM55 178V177H54ZM62 178V177H61ZM77 178V179H78ZM80 178H81V176H80ZM126 178V177H125ZM163 178H165V179H163ZM178 178V177H177ZM191 178H189L190 180H191ZM197 178H198V176H197ZM197 178H196V181H197ZM204 178V177H203ZM36 179V178H35ZM46 179V178H45ZM67 179V178H66ZM70 179V178H69ZM72 179V178H71ZM71 179H70V181H71ZM74 179V178H73ZM76 179V178H75ZM74 179V180H75ZM83 179V178H82ZM83 179V181H86V180H84ZM91 179V178H90ZM94 179H96L97 181L99 180L98 178H93V179H91V180H89L91 183H92V181H93V184L95 183V182H97V181H94ZM101 180H102V178H100ZM121 179V178H120ZM124 178H122V180H123ZM136 179V178H135ZM187 179V178H186ZM189 179H188V182H190V185H191V182L193 183V181L191 180V181H189ZM33 181H34V178L32 179ZM54 180V179H53ZM60 180V179H59ZM64 180H65V177H64ZM63 180V181H64ZM74 180H72V182L74 181ZM87 180V182L89 183V181ZM100 180V181H101ZM108 180V179H107ZM129 180V179H128ZM177 180V179H176ZM200 180V179H199ZM199 180H198V183H199V185H200V182H199ZM31 181V180H30ZM40 181H42V180H36V181H34V183L35 182H37L38 184H39V182ZM57 181V180H56ZM55 181V182H56ZM62 181V182H63ZM78 181H81V180H78ZM77 181V182H78ZM103 181H104V179H103ZM106 181V180H105ZM104 181V182H105ZM127 181V180H126ZM135 181V180H134ZM172 181H173V179H172ZM195 181V182H196ZM202 182L201 183H203V180H201ZM207 181H208V179H207ZM206 181V182H207ZM224 181H225V183H224ZM47 182V181H46ZM50 182V181H49ZM77 182H73V184H76ZM87 182H85V184L83 183V185H85V187L84 186H82V187H80L83 191H86V192H81V194H86V196H87V194H89V195H91V192H93V191H91L90 193H87L88 192V190H87V186L86 185H91L90 183L88 184ZM104 182H99L98 181V184H100V183H104ZM121 182V181H120ZM177 182V181H176ZM182 182V181H181ZM186 182H187V180H186ZM187 182V183H188ZM194 182V183H195ZM222 182H220V183H222ZM27 183H29L28 181H27ZM53 183V182H52ZM66 183H67V180H66ZM81 183V182H80ZM78 184V186H80V185H82V183L81 184ZM87 183V184H86ZM105 183H107V182H105ZM110 183V185H113V184H111ZM117 183H119V181L117 182ZM132 182H130L129 183V186L128 185H126L125 184V187H123V188H125L126 189V193H125V189H124V193L125 194H130V196H131V194L132 193H136L137 191L138 192H140L141 191V188L139 189V190H137L138 188H137V185H138V183H137V185H135V186H131L130 184H131ZM178 183V182H177ZM210 183H212V182H210ZM30 184H32V183H30ZM37 184V185H38ZM42 184L44 185L45 183L42 181ZM48 184V183H47ZM50 184V183H49ZM55 184V183H54ZM61 184V183H60ZM70 185H71V183H69ZM68 184V185H69ZM102 184H101V186H102ZM108 184V186H109V182L107 183ZM122 184V183H121ZM134 184V183H133ZM136 184V183H135ZM174 184V183H173ZM172 184V185H173ZM182 184V183H181ZM189 184V183H188ZM187 184V185H188ZM204 184H205V182H204ZM212 184H214V183H212ZM35 184H33V187L34 188H32V189H35V186H34ZM40 185V184H39ZM43 185H42V187H43ZM70 185H69V187H70ZM115 185H116V183H115ZM168 185H171V184H168ZM207 185V186H208ZM45 186H46V184H45ZM52 186H54V185H52ZM63 186V185H62ZM75 186V185H74ZM73 186V187H74ZM100 186V185H99ZM99 186H98V189L100 190V191H102V189H100L99 188ZM100 186V187H101ZM103 186H105V185H103ZM102 186V187H103ZM123 186V185H122ZM165 187H168L167 185H164ZM174 186V185H173ZM176 186V185H175ZM186 185H184V187H185ZM202 186V185H201ZM204 186V185H203ZM211 186H213V185H211ZM214 186H216L215 184H214ZM29 187H32V186H30L29 185ZM91 186H89V188H90ZM93 187H97V186H93ZM139 187V186H138ZM179 187V186H178ZM183 187V186H182ZM188 187V186H187ZM192 187V186H191ZM196 187H198V186H196ZM205 187H206V184H205ZM28 188V187H27ZM36 188H37V186H36ZM38 188H39V186H38ZM40 188H41V185H40ZM39 188V189H40ZM45 188V187H44ZM62 188V187H61ZM78 188V187H77ZM88 188V189H89ZM122 188V189H123ZM176 188V187H175ZM200 188H202L203 189V187H200ZM31 189V191L33 192V190ZM53 189H55V188H53ZM74 189H75V187H74ZM81 189H79L78 188V190H81ZM86 189V190H85ZM91 189H92V187H91ZM91 189H89V190H91ZM96 190L93 192L94 193V195H96V191H97V188H95ZM109 189V188H108ZM122 189H121V191H122ZM150 189V190H151ZM166 189V188H165ZM177 189H179V188H177ZM37 191H38V189H36ZM36 190H34V192H33V194L36 192ZM48 190H50V189H47L46 188V192L48 191ZM59 190V189H58ZM77 190V191H78ZM81 190V191H82ZM93 190V189H92ZM105 190V189H104ZM118 190V189H117ZM168 190H170V189H168ZM167 189H166V191H168ZM30 191V190H29ZM42 190L40 189V191L38 192V193H40ZM56 191V190H55ZM64 191V190H63ZM107 191V190H106ZM143 191V190H142ZM141 191V192H142ZM144 191H146V189L144 190ZM143 191V192H144ZM157 191V190H156ZM156 191H155V193H156ZM160 191H161V189H160ZM160 191H158V192H160ZM200 191V193H204V192H201V190H199ZM203 191V190H202ZM28 192V191H27ZM45 192V190H43V193ZM51 193H53V191H50ZM50 192H48L49 193V195H50ZM69 192V191H68ZM67 192V193H68ZM73 192V191H72ZM99 192V191H98ZM104 192V191H103ZM114 192V191H113ZM137 192V193H138ZM148 192V191H147ZM172 192V191H171ZM22 193H24V192H22ZM26 193V192H25ZM36 194L35 195V198H34V200H36V199H38V198H40V197H38L37 195H39V194ZM42 193V192H41ZM66 193V194H67ZM75 193H76V191H75ZM93 193H92V195H93ZM100 193V192H99ZM119 193V192H118ZM145 193V192H144ZM185 193V192H184ZM189 193V192H188ZM191 193H189V194H191ZM28 194V193H27ZM30 194V193H29ZM45 194V193H44ZM43 194V196H44V198H45V196L47 197V195L45 194L44 195ZM56 194H60V193H57V191H56ZM65 194V195H66ZM70 194V193H69ZM117 194V193H116ZM120 194V193H119ZM124 194V195H125ZM140 194V193H139ZM141 194H143V193H141ZM147 194V193H146ZM165 194V193H164ZM16 195V196H17ZM23 195V194H22ZM21 195V196H22ZM24 195H26V194H24ZM41 195V194H40ZM39 195V196H40ZM52 195V194H51ZM71 195V194H70ZM73 195V194H72ZM79 195V194H78ZM113 195V194H112ZM123 195V194H122ZM150 195H152V194H150ZM156 195V194H155ZM186 195H188V194H186ZM16 196H15V198H16ZM18 196V198H20ZM29 196V195H28ZM27 196V197H28ZM36 196L38 197V198H36ZM42 196V197H43ZM61 196V195H60ZM86 196H84V197H81V198H86L87 199V197ZM120 196H121V194H120ZM127 196H129V195H127ZM134 195L132 194V196L131 197H133ZM143 196H146V195H143ZM154 196V195H153ZM159 196V195H158ZM181 196V195H180ZM23 197V196H22ZM26 197V198H27ZM41 197V198H42ZM53 197V196H52ZM56 197V196H55ZM62 197V196H61ZM64 197H66V196H64ZM107 197V196H106ZM117 197H119V196H117ZM124 196H122V198H123ZM136 196H134V199H136L135 198ZM137 197H139V196H137ZM179 197V196H178ZM186 197V196H185ZM25 198V199H26ZM29 198L30 199H33L32 197H28V200H29ZM44 198H42L43 200H44ZM74 198H75V196H74ZM100 198V197H99ZM98 198V199H99ZM112 198V197H111ZM115 197H113L112 199H111V201H113V199H114ZM126 198V197H125ZM130 198V197H129ZM128 198V199H129ZM142 198V197H141ZM147 198H149V197H147ZM158 198V197H157ZM23 199V198H22ZM42 199H40L39 201H42ZM45 199H47V198H45ZM48 199H50V198H48ZM52 199V198H51ZM57 199V198H56ZM60 199V198H59ZM76 199V198H75ZM78 199V198H77ZM98 199H95V200H98ZM101 199V198H100ZM185 199V198H184ZM183 199V200H184ZM210 199H212V200H214V201H216L215 203H214V201L213 202H211L212 204L211 205H209V206H207V208H205L206 206V203H207V201L209 202V200ZM61 200H62V202H63V199L61 198ZM61 200H60V202H61ZM67 200V199H66ZM88 200H90L89 198H88ZM118 200V199H117ZM132 200V199H131ZM138 200H139V198H138ZM148 200V199H147ZM173 200V199H172ZM31 200H29L28 201V203L30 202ZM33 201V200H32ZM36 201H38V200H36ZM50 201V200H49ZM58 201V200H57ZM81 201V200H80ZM80 201H78V202H80ZM82 201H84V200H82ZM109 202V204L111 203V206H112V202ZM115 201V200H114ZM119 201V200H118ZM118 201H116V202H118ZM127 201V200H126ZM129 201V200H128ZM164 201V200H163ZM169 201V200H168ZM180 201V200H179ZM178 201V202H179ZM191 201H193V200H191ZM47 202H48V200H47ZM77 202V201H76ZM76 202H74V203H76ZM87 202V201H86ZM92 202V201H91ZM94 202V201H93ZM116 202H114V203H116ZM144 203L146 202L145 201V199H144V201H143ZM160 202V201H159ZM31 203H33V202H31ZM31 203H30V205H29V207H31ZM53 203H55V202H53ZM72 203V202H71ZM99 203V202H98ZM103 204H104V202H102ZM120 203V202H119ZM126 203V202H125ZM154 203V202H153ZM69 204V203H68ZM92 204H95V205H97V202H95V203H92ZM107 204V203H106ZM117 204V203H116ZM116 204L114 205V206H116ZM124 204V203H123ZM122 204V205H123ZM161 204V203H160ZM180 204V203H179ZM210 204V203H209ZM225 204V205H224ZM43 205H44V203H43ZM52 205V204H51ZM60 205V204H59ZM99 205V204H98ZM121 205V206H122ZM136 205V204H135ZM148 205V204H147ZM162 206H163V204H161ZM181 205V204H180ZM22 206V207H21ZM27 207H28V205H26ZM26 206H25V208H26ZM55 206V205H54ZM53 206V207H54ZM64 206V205H63ZM62 206V207H63ZM73 206V205H72ZM75 206V205H74ZM73 206V207H74ZM83 206V205H82ZM82 206H80V207H82ZM85 206V205H84ZM92 206V205H91ZM99 206H101V203H100V205ZM99 206H95V208L96 207H99ZM107 206V205H106ZM113 206V207H114ZM134 206V205H133ZM141 206V205H140ZM156 206V205H155ZM172 206V205H171ZM177 206V205H176ZM184 206V205H183ZM187 206V205H186ZM28 207V208H29ZM42 207H44V206H42ZM48 207V206H47ZM46 207V208H47ZM61 207V206H60ZM65 207V206H64ZM68 207V206H67ZM72 207V208H73ZM94 207V206H93ZM92 207V208H93ZM105 207V206H104ZM144 207V206H143ZM175 207V206H174ZM182 207V206H181ZM180 207V208H181ZM192 207V206H191ZM24 208V207H23ZM57 208V207H56ZM66 208V207H65ZM102 208H103V206H102ZM101 208V209H102ZM128 208V207H127ZM176 208V207H175ZM179 208V209H180ZM27 209V208H26ZM40 210H41V208H39ZM50 209H52V207L50 208ZM54 209V208H53ZM71 209V208H70ZM74 209V208H73ZM82 209V208H81ZM106 209H108V208H106ZM105 209V210H106ZM112 209V208H111ZM144 209V208H143ZM156 209V208H155ZM154 209V210H155ZM164 209V208H163ZM172 209V208H171ZM188 209V208H187ZM38 210V209H37ZM44 210V209H43ZM67 211H68V209H66ZM76 211H77V208L75 209ZM90 210V209H89ZM128 210V209H127ZM126 210V211H127ZM130 210V209H129ZM128 210V211H129ZM141 210V209H140ZM175 210V209H174ZM178 210V209H177ZM181 210V209H180ZM56 211V210H55ZM61 211V210H60ZM64 211V210H63ZM71 211V210H70ZM76 211H74V213L76 212ZM79 211V210H78ZM78 211H77V214H78ZM80 211H82V210H80ZM97 211H98V209L96 210V213H97ZM99 211H100V209H99ZM104 211V210H103ZM116 211H117V209H116ZM132 211V210H131ZM131 211H129V212H131ZM143 211V210H142ZM149 211V210H148ZM157 211V210H156ZM179 211V210H178ZM188 211V210H187ZM189 211L191 212L192 210L191 209H189ZM47 212V211H46ZM50 212V211H49ZM48 212V213H49ZM58 212V211H57ZM94 212V211H93ZM109 212V211H108ZM123 213H124V211H122ZM128 212V213H129ZM134 212V214H135V211H133ZM137 212V211H136ZM139 212H141V211H139ZM161 212V211H160ZM159 212V213H160ZM164 212V211H163ZM170 212V211H169ZM172 212V211H171ZM189 212V213H190ZM200 212V211H199ZM20 213H23L22 215L23 216H21L20 215ZM35 213H37L36 211H35ZM41 213V212H40ZM43 213V212H42ZM54 213V212H53ZM81 213V212H80ZM80 213H79V215H80ZM95 213V212H94ZM100 213V212H99ZM105 213H107V212H105ZM112 213V212H111ZM122 213V214H123ZM127 213V212H126ZM168 213V212H167ZM175 213V212H174ZM195 213V212H194ZM38 214V213H37ZM55 214V213H54ZM57 214V213H56ZM65 214H66V212H65ZM65 214L63 215V216H65ZM69 214V213H68ZM115 214V213H114ZM121 214V213H120ZM121 214V215H122ZM133 214V213H132ZM133 214V215H134ZM139 214H141V213H139ZM147 214V213H146ZM191 214V213H190ZM29 215H34V212L32 213L31 212V214H30V212H29ZM45 215V214H44ZM51 215V214H50ZM75 215V214H74ZM74 215L73 216H70V217H74ZM78 215V216H79ZM109 215H110V213H109ZM132 215V216H133ZM144 215V214H143ZM159 215V214H158ZM157 215V216H158ZM168 215V214H167ZM177 215H178V213H177ZM198 215V214H197ZM202 215V214H201ZM204 215V214H203ZM47 216H48V214H47ZM87 216V215H86ZM105 216V215H104ZM122 216H124V215H122ZM121 216V217H122ZM127 216H128V214H127ZM129 216H131V215H129ZM135 216H136V214H135ZM140 216V215H139ZM145 216V215H144ZM200 216V215H199ZM37 217H38V215H37ZM42 217V216H41ZM51 217V216H50ZM70 217H68V218H70ZM125 217H126V215H125ZM134 217V216H133ZM136 217H138V216H136ZM177 217V216H176ZM183 217H184V215H183ZM186 218H187V216H185ZM209 217V216H208ZM3 218H6L5 220H7V222L9 223V222H14V223H11V224H14V227H15V225H16V228H12L13 226H11V224L9 225L8 223H5L4 221H3ZM44 218H46V217H44ZM59 218V217H58ZM68 218H65V219H68ZM110 218V217H109ZM127 218V220L129 219L128 217H126ZM160 218V217H159ZM207 218V216L205 217V219ZM213 218V217H212ZM211 218V219H212ZM9 219L10 220H12V221H9ZM27 220V222L25 223V220ZM32 219H34V217L32 218ZM31 219V220H32ZM38 219V218H37ZM43 219V218H42ZM52 219H53V216H52ZM71 219V218H70ZM83 219V218H82ZM113 219H116V218H113ZM136 219V218H135ZM191 219V218H190ZM201 220L202 219H204L203 217H201L200 218ZM208 219V218H207ZM209 219H210V217H209ZM211 219L209 220V221H211ZM30 220V219H29ZM40 220H41V218H40ZM48 220H50V219H48ZM47 220V221H48ZM80 220V219H79ZM126 219H125V221H127ZM131 220V219H130ZM137 220V219H136ZM148 220H150V219H148ZM154 220V219H153ZM155 220H157L156 218H155ZM163 220V219H162ZM171 220V219H170ZM173 220V219H172ZM192 220V219H191ZM200 220V221H201ZM213 220V219H212ZM39 221V220H38ZM71 221V220H70ZM129 221V220H128ZM133 221V220H132ZM135 221V220H134ZM143 221V220H142ZM186 221H187V219H182V223L185 225V223H186ZM199 221V220H198ZM200 221L199 222H197V223H199V224H202V222L200 223ZM249 221H251L252 222V225L251 226H247L246 224H247V222H249ZM6 225V224H8V226H6V228H11V229H9L10 230V234H7V232L6 231H9V230H6V228H5V226H3V225H1V224H3V223ZM40 222V221H39ZM65 222V221H64ZM86 222V221H85ZM108 222H114L115 223V220H110V221H108ZM118 222H120V220L119 221H117L115 224H117ZM124 222V221H123ZM130 222V224L129 225H131V221H129ZM137 222H138V220H137ZM136 222V223H137ZM145 222V221H144ZM165 222V221H164ZM175 222V221H174ZM196 222V221H195ZM213 222H215V221H213ZM43 223V222H42ZM42 223H40V224H42ZM44 223H45V221H44ZM49 223H50V221H49ZM71 223V222H70ZM114 223H112L113 225H114ZM128 223V222H127ZM133 223V222H132ZM152 223V222H151ZM170 223V222H169ZM181 223V222H180ZM205 223H206V221H205ZM211 223H212V221H211ZM216 223L218 224V222L216 221ZM215 223V224H216ZM250 223V222H249ZM248 223V224H249ZM33 224V223H32ZM36 224H37V222H36ZM55 224V223H54ZM69 224V223H68ZM100 224V223H99ZM102 224V223H101ZM105 224V223H104ZM112 224H106L107 226H110L111 225V227H112ZM118 224H121V223H118ZM134 224V223H133ZM132 224V225H133ZM139 224V223H138ZM137 224V226H139ZM144 224V223H143ZM159 224V223H158ZM161 224H163V223H161ZM193 224H194V222H193ZM193 224H188L187 223V225H193ZM199 224H198V226H197V224L195 223L194 224V227L192 228V229H194V233H195V229H197V227H199ZM203 224H204V222H203ZM214 224V223H213ZM214 224V225H215ZM60 225V224H59ZM84 225V224H83ZM105 225V226H106ZM122 225V224H121ZM147 225V224H146ZM153 225V224H152ZM151 225V226H152ZM165 225V224H164ZM205 225V224H204ZM211 225V224H208L207 223V227H209V226ZM219 226H220V223L218 224ZM11 226V227H10ZM68 226V225H67ZM70 226V225H69ZM76 226V225H75ZM80 226V225H79ZM86 226V225H85ZM101 226V225H100ZM100 226L98 225L96 228H98V229H100ZM104 226V225H103ZM103 226H101V227H103ZM106 226V227H107ZM116 226V225H115ZM134 226V228H136L135 227V224L133 225ZM141 226V225H140ZM181 226V225H180ZM201 226V225H200ZM206 226V225H205ZM216 226V225H215ZM221 226H222V224H221ZM31 227V226H30ZM33 227V226H32ZM35 227H36V225H35ZM76 227H78V226H76ZM117 227H118V225H117ZM158 227H161V226H158ZM179 227V226H178ZM187 227H189L190 228V226H187ZM21 228V229H20ZM51 228V227H50ZM83 228H85V227H83ZM96 228H95V226H90V227H88V230L87 231H91L92 229H95L96 230ZM105 228V227H104ZM128 228V227H127ZM127 228H125V229H127ZM152 228V227H151ZM155 228V227H154ZM157 228V227H156ZM166 228V227H165ZM174 228V227H173ZM188 228V229H189ZM190 228V229H191ZM211 230H212V225L209 227ZM215 227L213 226V229H214ZM16 229V230H15ZM21 230V232H17V230ZM33 229V228H32ZM31 229V234H32V231L34 230H32ZM74 229V228H73ZM80 229V228H79ZM97 229V230H98ZM103 229V228H102ZM107 229H108V227H107ZM106 229V230H107ZM115 229V228H114ZM159 229V228H158ZM161 229H163L164 230V227L163 228H161ZM160 229V230H161ZM176 229V228H175ZM187 229V228H186ZM191 229V230H192ZM200 229V228H199ZM201 229H203V227H201ZM200 229V230H201ZM216 229V228H215ZM6 230V231H5ZM14 230V231H13ZM39 230V229H38ZM44 230V229H43ZM60 230V229H59ZM82 230V229H81ZM95 230H94V232H95ZM101 230V229H100ZM105 230V231H106ZM111 230V229H110ZM118 230V229H117ZM124 230V229H123ZM153 230H155V229H153ZM181 230V229H180ZM204 230V229H203ZM218 230V233H220V231ZM11 231H12V233H11ZM16 231V233H18V234H13L14 232ZM35 231V230H34ZM62 231H63V228H62ZM71 231V230H70ZM99 231V230H98ZM98 231H96L95 233H97ZM132 231V230H131ZM138 232H139V230H137ZM147 231V230H146ZM152 231V230H151ZM210 231V230H209ZM38 232H40V231H38ZM50 232V231H49ZM64 232V231H63ZM67 232V231H66ZM77 232V231H76ZM94 232H92L93 234H94ZM118 232H119V230H118ZM117 232V233H118ZM121 232V231H120ZM126 232V231H125ZM136 232V231H135ZM150 232V231H149ZM165 232H166V230H165ZM170 232V231H169ZM177 232H178V230H177ZM181 232V231H180ZM190 232V231H189ZM203 232V231H202ZM202 232L200 233V234H202ZM205 232H207V229H206V231ZM211 232V231H210ZM212 232H213V230H212ZM35 233H37V232H35ZM52 233V232H51ZM167 233V232H166ZM192 233V232H191ZM197 233H198V229H197ZM198 233V234H199ZM209 233V232H208ZM214 233V232H213ZM216 233V232H215ZM227 233V232H226ZM225 233V235H224V233L222 234V235H224V236H226L227 234ZM38 234V233H37ZM37 234H35L36 236H37ZM48 234V233H47ZM46 234V235H47ZM61 234V233H60ZM70 234H72V233H70ZM83 234V233H82ZM88 234V233H87ZM90 234V233H89ZM124 234V233H123ZM130 233H128L127 235H129ZM135 234H137V233H134V239H135ZM142 234V233H141ZM149 234V233H148ZM151 234V233H150ZM179 234V233H178ZM193 234V233H192ZM197 234V235H198ZM207 234V233H206ZM33 237H32V239H34V237H35V235H34V232H33ZM52 235V234H51ZM58 235V234H57ZM63 235V234H62ZM131 235V234H130ZM137 235H139V233L137 234ZM147 235V234H146ZM180 235V234H179ZM184 235V234H183ZM196 235V234H195ZM194 235V236H195ZM203 235H204V232H203ZM202 235V236H203ZM209 236H211V233H209L208 234ZM207 235V236H208ZM67 236H69V235H67ZM93 236V235H92ZM124 236H126V234L124 235ZM123 235H122V233H121V235H113L112 234V238L111 239H114V240H111L110 238H109V241L111 240V241H115V239H119L120 240V237H124ZM133 236V235H132ZM139 236H141V235H139ZM163 236H164V234H163ZM162 236V239L163 238H165L166 236H169V235H166L165 237H163ZM175 236V235H174ZM174 236H173V238H174ZM193 236V235H192ZM206 236V235H205ZM217 236V235H216ZM215 236V237H216ZM218 236H219V234H218ZM217 236V237H218ZM228 236L229 235H227V237L225 238L226 240H227V238H228ZM45 237V236H44ZM52 237V236H51ZM64 237V236H63ZM104 237V236H103ZM111 237V236H110ZM129 237V236H128ZM131 237V236H130ZM141 237H143V236H141ZM147 237V236H146ZM156 237V236H155ZM161 237V236H160ZM180 238H182V236H179ZM186 237V236H185ZM200 237V236H199ZM235 237V236H234ZM38 238H40L41 239V236H39L38 235ZM78 238V237H77ZM86 238V237H85ZM98 238V237H97ZM133 238V237H132ZM132 238H130V241L132 240ZM177 238V237H176ZM184 238V237H183ZM195 238V237H194ZM198 238V237H197ZM197 238H195V239H197ZM203 238V237H202ZM201 238V239H202ZM208 238V237H207ZM219 238H221V237H219ZM37 239V237H35V240ZM69 239V238H68ZM71 239V238H70ZM76 239V238H75ZM125 239V238H124ZM123 239V240H124ZM160 239V238H159ZM167 239V238H166ZM165 239V240H166ZM168 239H172V237L171 238H168ZM167 239V240H168ZM178 239V238H177ZM186 239V238H185ZM200 239V240H201ZM213 239V238H212ZM222 239V238H221ZM224 239V238H223ZM229 239H231V238H229ZM229 239H228V241H225V242H229ZM39 240V239H38ZM48 240V239H47ZM49 240H51V239H49ZM73 240H74V238H73ZM81 240V238L79 239V241ZM99 240V239H98ZM107 240H108V238H107ZM118 240V241H119ZM143 240H145V239H143ZM161 240V239H160ZM160 240H159V242H160ZM165 240L163 239V241L165 242ZM181 240V239H180ZM205 240V239H204ZM204 240H201V241H204ZM207 240V239H206ZM210 240H211V238H210ZM215 240H217V238L215 239ZM32 241H34V240H32ZM31 241V242H32ZM52 241V240H51ZM76 241V240H75ZM77 241H78V239H77ZM109 241L107 242V244L109 243ZM110 241V242H111ZM135 241V240H134ZM137 241V240H136ZM135 241V242H136ZM162 241V240H161ZM162 241V242H163ZM174 241V239L172 240V242ZM176 241H179V240H176ZM187 241V240H186ZM190 241V243H192V242H194V241H192L191 242V240H189ZM212 241V240H211ZM214 241V240H213ZM219 240H217V242H218ZM231 241V240H230ZM38 242V241H37ZM36 242V243H37ZM40 242V241H39ZM46 242V241H45ZM87 242V241H86ZM101 242V241H100ZM103 242V241H102ZM101 242V243H102ZM106 242H105V244H106ZM122 241H120V243H121ZM129 242V241H128ZM127 242V243H128ZM133 242V241H132ZM132 242H131V244H132ZM141 242H143V241H141ZM198 243H200L199 242V240L197 241ZM220 242H222V241H220ZM223 242H224V240H223ZM78 243V242H77ZM126 243V244H127ZM157 243V242H156ZM156 243H155V245H156ZM166 243V242H165ZM165 243H164V246L163 247H165ZM176 243V242H175ZM177 243H179V242H177ZM195 243H196V241H195ZM208 244L209 243H212V242H210L209 241V239H208V242H207ZM226 243V244H227ZM233 243H236V242H233L232 241V243L231 244H233ZM31 244V243H30ZM34 244V243H33ZM40 244V243H39ZM48 244V243H47ZM79 244V243H78ZM78 244H76V245H78ZM85 244V243H84ZM87 244V243H86ZM117 244V243H116ZM123 244V243H122ZM130 244V243H129ZM128 244V245H129ZM134 244V243H133ZM145 244H147V241H146V243ZM158 244V243H157ZM161 244V243H160ZM167 244H169L168 242H167ZM172 244V243H171ZM189 244V243H188ZM193 244V243H192ZM201 245H202V242L200 243ZM217 244V243H216ZM219 244H224V243H219ZM219 244H217V246H215L214 247V249L216 248V247H218L219 248ZM226 244H224V245H226ZM229 244V243H228ZM241 244V243H240ZM38 245V244H37ZM36 245V246H37ZM119 245V244H118ZM139 245V244H138ZM141 246H143V244H140ZM154 245V244H153ZM154 245V247H157V245L155 246ZM173 245H175V244H173ZM173 245L171 246V247H173ZM191 245V244H190ZM190 245H187L188 247L187 248H192V245H191V247H190ZM196 246H197V243L195 244ZM195 245L193 246L194 248H196L195 247ZM205 245V244H204ZM213 244H211L210 246H212ZM219 245V246H218ZM6 246H11V248L9 249V247H6ZM45 246V245H44ZM81 246V245H80ZM100 246V245H99ZM99 246H97V247H99ZM105 246H107V245H105ZM104 246V247H105ZM124 246V245H123ZM132 246H134V245H132ZM141 246H140V248H141ZM198 246H200V245H198ZM197 246V249H199V247ZM205 246H208L207 244L205 245ZM209 246V247H210ZM227 246V245H226ZM237 246V247H236ZM240 246V245H239ZM30 247H32V245L30 246ZM93 247V246H92ZM109 247V246H108ZM115 247V246H114ZM118 247V246H117ZM116 247V248H117ZM127 247V246H126ZM129 247H131V246H129ZM150 247H152V245L150 246ZM150 247H147V248H144V252H145V250L147 249L148 250V248H150ZM168 247H170V245H168ZM201 247V246H200ZM223 247L224 246H222L221 248H222V250H223ZM228 247V246H227ZM227 247H224L225 249V251H226V248ZM240 247H242V244H241V246ZM239 247V248H240ZM249 247V246H248ZM4 248H7L8 250H6V249H4ZM32 248H36V247H32ZM40 248H42V247H40ZM95 250H96V248L95 247H93ZM137 248V247H136ZM135 248V249H136ZM139 248V247H138ZM161 247L160 246H158V248H156V249H160ZM167 248V247H166ZM187 248H186V250H187ZM204 248V247H203ZM202 247H201V249H203ZM218 248H216L217 250H216V252L220 249H218ZM242 248H245V247H242ZM250 248V247H249ZM249 248H247V249H249ZM4 250V252L5 251H8V252H5V253H9L8 255L7 254H4L3 253V250ZM80 249H81V247H80ZM92 249V248H91ZM90 249V250H91ZM111 249V248H110ZM121 249L122 250H125V252L124 251H121V252H124V253H126L127 251H126V249H125V247L123 248V247H121ZM131 249V248H130ZM150 249H153V248H150ZM149 249V250H150ZM162 249V251L164 252V254L166 253L164 250L165 249H163V248H161ZM182 249V248H181ZM201 249H199V250H201ZM209 249H213V248H209ZM209 249H205L206 251H208ZM213 249V250H214ZM9 250H10V252H9ZM32 250H34V249H32ZM31 250V251H32ZM85 250V249H84ZM84 250H82V251H84ZM102 250V249H101ZM107 250V249H106ZM134 250V249H133ZM168 250V249H167ZM166 250V251H167ZM185 250V248L183 249V251L182 252H185L184 251ZM194 250V249H193ZM196 250V249H195ZM194 250V251H195ZM228 250V249H227ZM21 251V250H20ZM92 252H93V250H91ZM151 251V250H150ZM153 251V250H152ZM151 251V252H152ZM155 251V250H154ZM157 252H159L158 250H156ZM189 251H190V249H189ZM189 251H186V252H188V254H189ZM197 251V250H196ZM210 251V250H209ZM208 251V252H209ZM215 251V250H214ZM214 251H210V252H213V253H209V254H214V255H216L215 253H214ZM87 252V251H86ZM96 252H97V250H96ZM95 251H94V253H96ZM108 252H110V251H107V254H109ZM120 251H119V249H117V251L116 250H114L113 252H111L110 254H109V256H111L112 257V259H114V256L115 255H117V254H120L119 253ZM163 252H162V254H163ZM185 252V253H186ZM200 252V251H199ZM199 252H192V254L195 256L196 255V257H194L195 259H193V257H192V255H191V257H189V258H191V259H189V258H187V256H189L188 254L185 256V253H183L184 255H182V257L186 260H190L189 262H192L193 260L194 261H196V264H212V263H209V262H206L207 260L209 261V259H205V257L203 258V255H204V253H207V252H202L203 253V255H202V253H201V255L199 254ZM220 252V251H219ZM224 252V251H223ZM234 252V251H233ZM2 253H3V255H2ZM31 253H33V252H31ZM35 253H36V250H35ZM34 253V254H35ZM51 253H52V251H51ZM65 253V252H64ZM71 253H72V251H71ZM82 253V252H81ZM80 253V254H81ZM85 253V252H84ZM112 253H113V255L114 256H112ZM123 253V254H124ZM138 253V252H137ZM136 253V254H137ZM153 253V252H152ZM156 253V252H155ZM175 253V252H174ZM174 253H173V255H174ZM191 253V252H190ZM39 254V253H38ZM36 255V257L37 256H39V255ZM104 255H106L105 253H103ZM127 254V253H126ZM141 254V253H140ZM147 254H149V252L147 251ZM157 254V253H156ZM159 254H160V252H159ZM164 254H163V256H164ZM168 254H169V252H168ZM168 254H167V256H168ZM175 254H177V251H176V253ZM181 254V253H180ZM208 254V253H207ZM224 254V253H223ZM229 253H228V255H230ZM32 255V254H31ZM30 255V256H31ZM66 255V254H65ZM70 255V254H69ZM93 255H95V254H93ZM100 255V254H99ZM98 254H97V256H99ZM103 255V256H104ZM121 255V254H120ZM120 255H117L118 257L120 256ZM144 256H147V255H145V254H143ZM161 255V254H160ZM170 255H172V254H170ZM218 255V254H217ZM216 255V256H217ZM220 255V256H219ZM218 255V258L220 257L221 258V256H222V251H221V253ZM18 256H20L19 257V259H18ZM34 256V255H33ZM30 257V258H33L34 260H36L34 257ZM73 256H75L74 254H73ZM80 256V255H79ZM89 256V255H88ZM96 256V255H95ZM94 256V257H95ZM101 256H102V254H101ZM99 257V258H102V260H97V262L99 261V264H101L100 262L101 261H104V260H106V259H104L103 257ZM117 256L115 257V258H117ZM125 256L126 255H124V258H125ZM131 256V255H130ZM140 256V255H139ZM149 256V255H148ZM147 256V258H144L143 256H141V257H143L144 258V260H142V264L144 263V264H146V262H148L149 263V261L151 262V259H149V257ZM156 256V255H155ZM181 256V255H180ZM213 256V255H212ZM215 256V257H216ZM17 257V258H16ZM63 257V256H62ZM78 257V256H77ZM84 257V256H83ZM86 257V256H85ZM93 257V258H94ZM106 257V256H105ZM107 257H108V255H107ZM122 257H123V255H122ZM156 257H159L158 255L156 256ZM173 257V256H172ZM171 257V258H172ZM176 257H179V256H177V255H175V258ZM207 258H208V256H206ZM24 258V259H23ZM45 258V257H44ZM64 258V257H63ZM79 258V257H78ZM80 258H82V257H80ZM92 258V257H91ZM90 258V259H91ZM97 258V257H96ZM98 258V259H99ZM126 258H128V257H126ZM137 258V257H136ZM135 258V259H136ZM143 258H141V259H143ZM160 258V257H159ZM159 258H158V260H159ZM165 258H166V256H165ZM175 258H172V259H174L175 260ZM210 258V257H209ZM212 258V259H211ZM210 259L211 260H213V257H211ZM224 258V259H225ZM8 259H9V261H8ZM23 259V260H22ZM70 259V258H69ZM109 259V258H108ZM118 259V258H117ZM120 259V258H119ZM118 259V260H119ZM123 259V258H122ZM141 259H140V261H141ZM148 261H147V260ZM167 259V258H166ZM170 258H169V256H168V260H169ZM171 259V260H172ZM193 259V260H192ZM223 259V258H222ZM7 260V261H6ZM41 260V259H40ZM53 260V259H52ZM86 260H87V258H86ZM92 260V259H91ZM91 260L87 263V262H84L85 260H83L82 262H84V264L86 263V264H89L90 262H91ZM94 260V262H95V259H93ZM93 260H92V262H93ZM116 260V259H115ZM114 260V261H115ZM118 260L117 261H115V263L117 262L118 263ZM133 260V259H132ZM137 260V259H136ZM146 260V262H143V261H145ZM153 260V259H152ZM154 260H155V257H154ZM162 260H163V257H162ZM165 260V259H164ZM163 260V261H164ZM181 260H182V258H181ZM180 260V261H181ZM192 260V261H191ZM215 260V259H214ZM214 260H213V262H214ZM216 260H217V258H216ZM221 260V259H220ZM220 260H217V261H215V262H217V263H219L218 261H220ZM0 261V262H1ZM18 261H20V263H18ZM33 261V260H32ZM54 261V260H53ZM61 261V263L59 262V261H57V262H59L60 264H63L64 262L63 261H65V262H67L66 260H60ZM80 261V260H79ZM108 262H110V260H107ZM106 261V262H107ZM113 260H111V262H114ZM156 262H157V260H155ZM154 261V262H155ZM163 261H161L160 262V260L158 261V264L159 263H161V264H167V262L168 261H165L164 263H162ZM182 261H184V260H182ZM246 261H250V262H246ZM3 262V261H2ZM34 262V261H33ZM32 262V263H33ZM52 262V261H51ZM70 262H71V260H70ZM105 262V261H104ZM104 262H102V264H104ZM105 262V263H106ZM123 262V261H122ZM125 262H128V261H125ZM130 262V261H129ZM132 262H135V263H137L135 260L134 261H132ZM169 262H172V261H170L169 260ZM168 262V263H169ZM176 262H178V261H176ZM210 262H212V261H210ZM214 262V263H215ZM230 262H228V263H230ZM253 262H252V264H253ZM4 263V262H3ZM2 263V264H3ZM31 263V264H32ZM43 263V262H42ZM53 263V262H52ZM68 263V262H67ZM66 263V264H67ZM73 263V262H72ZM114 263V264H115ZM116 263V264H117ZM120 263V262H119ZM131 263V262H130ZM147 263V264H148ZM174 263H175V261H174ZM174 263H171V264H174ZM185 263H188V262H185ZM194 263V262H193ZM225 263V264H226ZM1 264V263H0ZM5 264H7V263H5ZM35 264V263H34ZM41 264V263H40ZM71 264V263H70ZM81 264V263H80ZM92 264V263H91ZM96 264V263H95ZM109 264V263H108ZM133 264V263H132ZM156 264V263H155ZM177 264V263H176ZM178 264H179V262H178ZM180 264H183L182 262H180ZM216 264V263H215ZM231 264V263H230ZM238 264H240V263H238ZM256 264V263H255Z\"/></svg>",
    "mask_w": 264,
    "mask_h": 264
},
{
    "label": "rangeland",
    "instance_id": "2",
    "mask_svg": "<svg viewBox=\"0 0 264 264\" xmlns=\"http://www.w3.org/2000/svg\"><path fill=\"white\" fill-rule=\"evenodd\" d=\"M13 1V0H12ZM15 1V0H14ZM37 3V0H33V1H31V0H28V2L26 1V5H28V6H26V7H32L34 4H35V2ZM39 1V3H40V8H38L37 6H36V10L39 12V14L41 13V11H45V10H48V9H50V7H52V6H54V3H58L57 2V0H48V1H50L49 3H46V1L47 0H38ZM56 1V2H55ZM59 1H61V7H60V10L58 11V13L59 12H61V11H63L64 12V16H62V17H57V14L55 15V24L57 25V27L58 28H60L61 29V23L63 22V20H65L66 19V21H71V22H74V20L76 21L77 20V18H80L81 19V24H82V26L83 27H81L80 29H83V31H86L88 28H89V30H87V31H92L94 28H93V24L94 25H96V22L98 21V23H97V26H99V25H105L106 24V22L105 21H107L108 19L106 18V16H105V14H104V11H103V9H102V11L100 10L99 12L97 11V17L95 16V14H96V12L94 13V12H83L84 14H81V13H79L78 14V16L75 14V13H73L72 12V10L70 9V7H72L73 9H74V11H76L77 13L80 11V8L78 7V4H79V1L78 0H63L64 1V3H63V1L62 0H59ZM75 1V2H74ZM90 1H92V3L90 4L89 2ZM97 2V0H87L86 2H85V0H84V4L86 3H89L88 5H89V7L88 8H92L90 5H92L93 7H94V5H95V3ZM100 1V0H99ZM101 1H103V0H101ZM166 1V0H165ZM206 2H209V4L207 5V6H205V8L204 9H201L202 10V13H204V11H206V10H208V9H210L211 10V12H210V14H209V12H208V15H210V16H208V15H206V16H204V15H201L202 13H201V11H200V9H199V11L200 12H198V8H197V6H196V4H198L197 2H195V3H192V5L194 6L193 8H191L190 10H189V12H191V13H194V14H198V13H200V14H198V15H195V20L199 23V25H202L203 26V28L204 29H206L207 28V31L209 32V34H210V36H212L213 38L215 37V34L214 33H212L213 32V27H214V32H215V30H216V28H218V32H217V30H216V36H220V35H222L223 37H221V38H223L224 39V37H226L227 35L226 34H228L229 32H231V33H229L228 35L229 36H227V38L229 37L230 38V40H232V39H238V37H240V36H242L243 37V39H244V43H241V44H243L244 46H246L245 47V50L246 51H248V52H246L247 54H248V62L249 63H251V64H249L248 66H247V68H253L252 70L255 72V70L257 69L258 70V74H260V72L262 73V72H264V33L262 32V31H264L262 28L264 27L263 25H264V23H261V27L260 26H258L257 24V26L255 25V23L254 22H252L253 21V14H251V13H249V11L248 10H245V8H239L241 11H242V9L244 10L243 12H240V13H237V11L235 10V9H232V8H230L228 5H227V3L225 2V1H219V0H205ZM29 2H31L30 4H33V5H31V6H29L30 4H29ZM104 2V1H103ZM160 0H158V1H156V3H157V5H159L160 3ZM105 3V2H104ZM159 3V4H158ZM165 3H168V1H166ZM164 3V4H165ZM94 4V5H93ZM72 5V6H71ZM76 5V6H75ZM156 5V6H157ZM196 6V7H195ZM196 8V9H195ZM77 9V10H76ZM40 10V11H39ZM57 10H58V8H57ZM182 10V11H181ZM179 9L178 8V10L177 11H179L180 13H182V12H184V10L183 9ZM196 10H197V12L198 13H196ZM103 12V13H102ZM244 12H246L245 14H244ZM248 12V13H247ZM261 12V11H260ZM259 12V13H260ZM264 12V11H263ZM263 12L261 13V16H262V14H263ZM91 14V16H90V14ZM94 13V14H93ZM100 13H102V14H104V16L102 15V14H100ZM243 13V14H242ZM99 14V15H98ZM211 14H212V17H211ZM251 14V15H250ZM241 15V16H240ZM244 15H245V17H244ZM248 15H250V16H248ZM82 16V17H81ZM87 18H86V17ZM93 16V17H92ZM251 16H252V18H251ZM263 16H264V14H263ZM35 17V16H34ZM245 18V20H244V18ZM246 17H248V18H246ZM249 17L252 19H249ZM64 18V19H63ZM84 19V21H83V19ZM88 18H90V19H88ZM91 18H98V19H96V22H95V19H91ZM104 18V19H103ZM248 19V20H247ZM91 20V21H90ZM93 20V21H92ZM246 20H247V22H246ZM250 20V21H249ZM46 21H47V17H44L43 19H40L39 21H36L35 23L36 24H43V23H46ZM62 21V22H61ZM100 21H102L101 22V24H100ZM88 22V23H87ZM107 22H109V21H107ZM252 22V23H251ZM90 23H92V24H90ZM104 23V24H103ZM205 23V24H204ZM250 25H249V24ZM63 24V23H62ZM204 24V25H203ZM230 24H231V26H230ZM252 24V25H251ZM88 25H90V26H88ZM217 25V26H216ZM254 25V26H253ZM213 26V27H212ZM229 26L231 27V29L229 28ZM250 28H249V27ZM211 27V28H210ZM234 27V28H233ZM260 27V28H259ZM90 28H92V29H90ZM256 29L255 31H253L254 29ZM79 29V30H80ZM219 29H220V31H219ZM227 29H229L228 31H226ZM257 29H259V30H257ZM49 30V29H48ZM48 30H45L44 32H42V34H41V32H39L42 36H44V40L40 43L41 44V47H42V49H44L45 51H50V50H53V49H55V47L57 46V45H59L60 47H66L68 44H69V40L70 39H72L71 37H74V34H72L71 36L70 35H67L66 37H64V35H63V37L62 38H60V39H55L51 34L50 35H48L49 34V31ZM209 30H211L212 32L210 33V31ZM232 30V31H231ZM225 31H226V33H225ZM247 31H249L248 33L249 34H247L246 32ZM258 31V32H257ZM62 34H63V32H61ZM239 35H238V34ZM40 34H38V33H36V34H34V36H35V38H37V37H39V36H41ZM208 34V33H207ZM244 34V35H243ZM245 34H246V36H245ZM36 35H37V37H36ZM165 35V33L163 34V36ZM3 37H4V39L5 40H7V35L5 34V35H2ZM79 37L80 36H82L81 34L80 35H78ZM77 36V37H78ZM232 38H231V37ZM233 36H234V38H233ZM3 37H0L1 38V40H0V43H3L4 42V39H3ZM211 37V38H212ZM248 37V42H246V38ZM81 38H84V39H82L83 40V42H88V41H85V40H87L85 37H81ZM210 38V37H209ZM210 38V39H211ZM252 38H254L255 40H254V42H256L257 40H259V42L257 41L256 43H254L253 42V40H252ZM226 39V38H225ZM250 39V40H249ZM257 39V40H256ZM261 40V41H260ZM71 43V42H70ZM82 44V47H81V45H75L76 47L78 46V47H80L79 49H78V47L76 48V47H74V46H70L69 47V49H67L68 47H66V51H65V53L64 54H62L63 56L65 55V58H63L62 56V58L61 57H59V59H60V61H59V59H58V62H64V61H67V60H70V59H72V60H77V61H79V59L80 60H84V58H82L83 57V55H84V50H86L83 46H87V44ZM207 45H203V44H201L200 46H198V47H195V48H193V49H190L189 50V48H187V46H185L184 44H181V43H176V45L174 46L175 47V49H176V51L178 50H180L179 51V53L177 54L178 56H182L181 58L182 59H184V55H185V58L186 59H184V60H182L181 58L178 60V62H180V63H184L185 62V60H186V62H185V65H187L188 63H190V64H193V66L191 65H187V66H189V68L190 69H192V68H194L195 69V71H194V69H192L194 72H196V74H198V75H195V76H191V75H189L188 76V74L189 73H187V71L186 70H184L183 68V70H180L179 69V71H181V73L178 71V73L179 74H182L183 76H186V80H185V78L183 77V76H181V77H183L184 78V81H185V83L183 82V84H184V86L182 85H180V91H182L183 92V98H184V100L182 101V100H175V101H173V105L172 106H174V108H176V104H177V106L179 107H177L178 108V110H180L181 111V108L183 109V106H186V107H184V108H187V105H189L188 107H189V115H190V117H183L184 116V112L182 113L181 112V116L179 115V116H177V115H175V116H173L174 117V119L175 118H179V117H181L180 119H181V121H180V119H176V120H173L172 119V117H168V113H165V109L163 108L162 110L160 109L159 110V108H156V109H154L151 113L150 112H148V113H144V114H142V113H138V112H134V113H131V116H132V118H130V119H127V120H124L125 118L123 117V116H125V114H127L128 113V111H129V108H128V106L126 105L127 104V102L125 103V102H122V100L120 99V95H118V93L116 92V90L115 89H113V87L115 86L112 82L111 83H107V81H109L110 79V76H112L113 75V79L112 80H114V78L116 79V78H118L119 76V78L122 80V78H121V75L123 76V74H124V78H123V80H125L126 78H127V80H129L130 82H132V80H133V78H135V80H137V79H139V77L142 75V73L144 72V71H146V70H148L149 68H150V66L153 64V62H155L154 60L156 59L155 58V56H157L158 55V52H154V54L153 53H151V51H150V53H151V55H145V56H149V57H146V59H147V61H146V59L144 60L142 57H144V55H143V53L140 55L139 54V51L138 52H136L135 50H134V53H133V55L135 54H137V58H136V56H133V59L135 60V62H133V60H132V57H130V55L132 54V53H126V54H124L126 51L124 50V48H121V49H118V46H116V45H112L111 46V48L110 49H112V47L115 49L116 47V51L114 50V49H112V51L114 50V55L116 54V56L117 55H119V56H117V57H111L109 60L111 61V62H113L114 60H115V58H117V61H118V59H119V64H118V66H117V64H116V67H118V68H125V69H122V71H121V69H118V70H120V72L122 73H120V72H118L117 70H115L112 66H114V64L113 63H111L109 60L107 61V62H109V65H110V67H108L109 65H108V63L106 62H104L105 64H106V66L104 65V63L101 65V66H99V64L97 63V62H99L100 61V59H101V57H99V56H101V55H99V54H101V51L102 50H100V53L98 52V54H97V57H96V59L98 60H96V64H95V68H98L99 69V67H100V72H102V70H104V74H105V77H102L103 78V80H105V82L107 83V85L106 84H104V85H106V86H108V87H106V86H102V91L100 90L99 92H94V90L96 91L97 89H95V88H92L91 86H93L92 85V81L90 80V79H88V80H86L87 78L86 77H83L84 78V80H86V81H81V78H78L79 77V74L81 73V70L83 69V67L84 66H86V64L84 63L83 64V67L82 66H78V68H79V70L77 69V67H76V70L78 71V73H75L74 71H76L75 70V68L74 69H72L71 67H68V68H66V70H68V72H67V76L65 77L66 79H68V80H66L65 78L63 79V83L60 85V90H62V91H65V89L67 90V91H71V92H73L74 93V91H75V94L77 93V89L75 90V89H73V90H71L70 88V86H74L73 84L75 83V84H79V87L80 88H82L81 89V92L79 91L80 90V88H78V94H77V97H75L76 95H72L71 96V100L72 101H75V102H79L80 104L82 103V101H83V104H81V106H80V104H78L79 106L75 109V113H76V116H74L75 115V113H74V115H73V117L74 118H76V119H78V120H80V118H81V120H84L85 121V123L86 122H88L86 125H88L86 128V130L85 129H83L82 130V134H87V135H98V139H99V144L97 145V146H95L94 148H91V150H92V152L90 151L89 152V154H87L88 153V151H86L85 152V150L87 149V148H85V150H84V148H83V146H81L80 148L81 149H83L84 150V154L86 155L87 154V156H85L84 157V154H83V157H84V162H87L88 163V165H90V164H93L92 166L90 165V166H88V167H90V168H88L87 169V167L85 168V169H87L86 171H88L89 172V174L87 173H85L86 171H84L85 169H83V167H85V166H83L82 164H85V163H83V160H82V158L83 157H81V160L79 159V157H80V155L82 156V153L80 154V155H75V154H77V152H76V150H75V152L76 153H74V149L75 148H71V145L70 146H66L70 151H69V153H67L68 152V149L67 148H65V147H63V148H65V149H67V151L65 150V149H63L62 148V146H61V149H63V152H64V150H65V152L66 153H64L63 154V152H62V150L60 151V153H59V151H58V153H57V149L56 150H54V152L56 151V153H54V152H52V150L49 148L50 147V143H49V141L48 142H45V140L43 139L44 137H43V135H42V131H40L39 129H37V128H31L29 131H28V133H30L29 135H28V133H27V135H28V139H29V141H30V143H29V150H30V148H31V150L32 151H29V153L31 154L30 155V157L32 158H34V159H36L37 160V157L39 156L40 157V155H41V160L39 159V157H38V163L40 164V166H39V164L37 165V168L38 169H36L33 173H31V175H29V177L27 178V180H26V182L24 183L25 184V186H26V189H29V188H34L33 187V184H35L34 186H35V189H32L33 190V192H34V190H36V189H38V191L36 190V192L33 194V192L31 191V189H29V190H26V191H22V192H24V193H22V192H20V196H19V193H18V195L17 194H15V195H13L14 196V199H17V200H19L20 199V201H23L24 200V203H26V204H22V206L24 207H22V208H20V210L24 213V217H25V215H26V217H28V216H33L34 217V219H32L33 217H31V218H25V219H27L28 220V222H30L29 223V225H26V226H28L29 228H33L32 230V234H33V232H34V235L35 234H37V236L35 235V237H37V239L35 240V237H34V239H32V237H33V235L31 234V229H30V232H27L28 231V229L26 230V228H24V226H23V229H22V232L23 231H25V233H24V235L22 236L21 235V238H20V240H19V247H21V251L19 250V252H20V255H22L23 254V252L25 251V252H28L29 250L28 249H30V251L28 252V253H26V255H28V260H29V263L31 264L33 261V263L32 264H60L61 263V261L60 260H66L67 262H65V261H63L64 263L63 264H84V262H89L91 259L93 260V259H95V262H94V260H93V262H92V260H91V262L89 263V264H99V261L100 260H102V258H99L100 256H101V254H102V256L101 257H103L104 259H106V260H104L105 262L107 261V260H110V262H104V261H101L100 263L102 264V262H104V264H114L115 263V261H117L119 258V260H118V263L117 264H142L141 262H142V260H144V258H147V256L149 257V259H151V262L149 261V263L148 262H146V260L148 259H146L145 261H143V262H146V264L148 263V264H158V261L160 260V262L161 261H163L164 259V261L162 262V263H164L165 261H168L169 262V260L170 261H172V262H167V264H171V263H174V261H175V263L174 264H178V262H179V264H180V262H182L183 264H196V261H194L193 259H195L194 257H196V255L194 256L193 254H192V252H199V254L201 255V253L204 251V252H207V253H204V255H203V253H202V255H203V258L205 257V259L207 260V259H209V261L207 260L206 262H209V263H212V264H225L226 263V256L228 257V258H231V255H233L232 256V258H233V262H234V260H236V259H234L235 257H234V254H232V253H235L236 252V248L235 249H233L232 248V245H233V247H234V245H236L237 244V242L238 241H236V240H234L235 238H237V236H238V234H237V232H236V234L235 235H232V234H234V233H230L229 231H223V233H224V235H225V233L227 234V235H229L228 236V238H227V240L225 239L226 237H227V235L226 236H224V235H222L223 233H222V230L220 231L219 229H221L222 227H223V222L222 221H220V220H218V219H216V220H214L215 218H214V216H211V215H207L206 214V216H207V218L205 219V212H203L202 210H200V209H195L196 207L194 206L195 204H194V197L196 196L195 194H193V193H191L192 192V188H193V186L195 185V187H194V189L193 190H195L198 194H205V192H207L206 194H209L208 193V191H210V190H208V188H209V185H208V182H209V178H215L217 175H216V173L217 172H219V171H217V170H219V168L218 167H216L215 168V166H218L219 164V159H215V158H213V157H211V156H205L204 154H202V153H205V152H207V151H212L213 152V150L212 149H216L215 151H217V152H220L219 150H223L224 149V151H225V148H227V150L230 152L231 150H229L228 149V147H225L226 145L224 144V140L230 135V136H233L235 139H237L236 141H238L237 143V145H238V147H240V148H238L237 146V148L235 147L234 149H233V151H236V152H238L237 150L238 149H240V151H242L244 148H246V149H244L243 151H245V150H254L255 148L257 149H260L259 147H260V145H261V147L263 146V148H264V142L262 143L261 142V140H262V136H264V135H262V130H263V127H264V121H261L260 120V118L261 119H263L264 120V111H263V109H261L262 107L264 108V99H261V98H264V84H263V81H264V73H262V74H260V76L258 75L257 76V73L255 72V74L253 75V74H250L251 75V78L249 77V73H247L246 74V72L244 71V76H243V78H244V83L246 82V79H248L249 78V81H250V79H252V76H253V79H254V76H255V79L258 77V78H260L261 77V75L263 76V78L261 77V80H262V82H260V79H256V81H255V79L252 81H250L249 83L248 82H246V84L247 85H245L244 86V88H246V89H244L243 88V85L241 86V84H239L240 86L239 87H235L234 88V90H232L231 89V87H225V86H222L221 84H220V82H222V81H219V82H216V81H218L217 79H213V78H210L211 80H208V78L211 76H209V75H207L208 73V71L210 70H214V69H211V68H215V66H218V65H220V64H225V63H227L228 64V61L227 60H223V61H215L214 60V58L213 57H211L213 54H214V57L216 56V55H218V54H220V52L222 51V52H227L228 54H229V56L231 55V57L234 55V54H236L235 52H232L231 51V49L235 46V45H238V44H240V43H236L235 44V42H232V43H228L227 44V46L226 45H216V44H214V43H216V42H209V41H207ZM222 43H224V42H222ZM247 44V45H246ZM208 45H212V46H210V48H209V46ZM85 46V47H86ZM115 46V47H114ZM215 46V47H214ZM232 46V47H231ZM180 47H182V48H180ZM213 47V48H212ZM228 47V48H227ZM75 48H76V50H75ZM187 48V49H186ZM230 48V49H229ZM248 48V49H247ZM4 50L3 52H1L2 50ZM120 50L121 51V53H119L120 51H118V50ZM122 49H123V51H122ZM142 51H144L145 53H148V49L147 48H144V50H143V48L141 47L140 48ZM147 51H146V50ZM185 49V50H184ZM211 49H212V51H211ZM214 49V50H213ZM0 55H1V57H0V67L2 68V70H1V68H0V70H1V72H0V83H2V82H4L5 81V76L6 75H4V74H7V73H5V71L7 72V70H5L4 68H6V67H8L7 69H9V67H12L13 65L12 64H14L13 62H18L21 58H24V57H26V55H27V52H28V49H26L25 48V46L23 45V46H20V47H18V51H17V53H12V54H10V53H8L7 52V49H4V48H0ZM68 50V51H67ZM79 50H82L81 52L79 51ZM188 50V51H187ZM227 50V51H226ZM71 51H73L72 53H74V55H72L71 54ZM156 51V50H155ZM177 51V52H178ZM183 53H182V52ZM196 51V52H195ZM262 53H261V52ZM78 52H79V54H78ZM83 52V53H82ZM123 52V53H122ZM127 52H133V51H127ZM136 52V53H135ZM181 52V53H180ZM194 52V53H193ZM206 52V53H205ZM217 52H218V54H217ZM221 52V53H222ZM257 52V53H256ZM5 53V54H4ZM6 53L7 54H9L8 56H5L6 55ZM68 53H69V55H68ZM156 53V54H155ZM192 53V54H191ZM196 53V54H195ZM200 53H203V54H200ZM211 53V54H210ZM213 53V54H212ZM232 53H233V55H232ZM4 54V55H3ZM81 54V57L79 58V55ZM124 57H122L121 55ZM195 54V55H194ZM216 54V55H215ZM252 54H253V56H252ZM260 54V55H259ZM76 55H78V57L76 56ZM129 55V56H128ZM138 55H139V57H138ZM197 55V56H196ZM199 55V56H198ZM9 56H11V57H9ZM14 56V58H12ZM68 56V57H67ZM121 56V58H119ZM129 58H131V59H127V57ZM132 56V55H131ZM151 56V57H150ZM191 56L193 57V58H191ZM260 56V57H259ZM4 57V58H3ZM10 59H9V58ZM74 59H73V58ZM135 57V58H134ZM155 58V59H152V61H151V65L149 64V62H150V58ZM197 57H199L200 59H202V61H204V63L205 62H208V63H206V68H205V66H203L202 67V70L204 69V71H201V69L199 68H197V66H196V64L198 63V61L200 60L199 58L197 59ZM67 58V59H66ZM82 58V59H81ZM125 58L127 59V60H125ZM139 58V59H138ZM145 58V57H144ZM205 58H206V60H205ZM213 58V59H212ZM251 58V59H250ZM6 59V60H5ZM61 59H64L63 61H61ZM112 59H113V61H112ZM123 59V60H122ZM142 59L145 61V63L143 64V63H140L141 65H137V62L139 63L140 62V60L142 61ZM210 59V60H209ZM211 59H212V61H211ZM7 60H9V63H8V61ZM120 60H121V62H123L122 64L124 65V67H123V65H121V63H120ZM128 60H130V62H132V63H130ZM137 60V61H136ZM188 60V61H187ZM193 60V61H192ZM196 60V61H195ZM256 60V61H255ZM8 63V64H6V62ZM95 61V60H94ZM124 61H127L126 63L124 62ZM144 61H142V62H144ZM262 61V62H261ZM80 62V61H79ZM115 62V61H114ZM146 62H148V63H146ZM193 62H195V63H193ZM211 62V63H210ZM214 62V65H211L212 63ZM221 62V63H220ZM225 62V63H224ZM3 63V64H2ZM12 63V64H11ZM43 63V62H42ZM125 63V64H124ZM127 63H128V66H127ZM135 63H136V65H135ZM166 63H168L167 65H165L164 66V68H166V70H167V72L168 71H170L171 69H172V67L173 66H170V64H169V61L168 62H166ZM182 63V64H183ZM220 63V64H219ZM98 64V65H97ZM113 64V65H112ZM132 65V66H130L131 68H129V65ZM133 64H134V66H133ZM144 65V67H143V65ZM145 64H147L148 65V69H147V65H145ZM208 64V65H207ZM217 64V65H216ZM227 64H225V65H223L222 67L223 68H230V67H232V65L231 66H229V64H228V66H227ZM1 65H3V67L1 66ZM7 65V66H6ZM9 65H11V66H9ZM128 67L127 69H126V66ZM247 65V64H246ZM245 65V66H246ZM44 66H45V64L43 63V66H42V69L44 68ZM97 66V67H96ZM105 66V67H104ZM140 66H141V68H140ZM167 66V67H166ZM194 66H196V67H194ZM208 66H209V68H208ZM211 66H213V67H211ZM224 66H226V67H224ZM82 67V68H81ZM114 69H112V68ZM134 67H137V68H135L134 69ZM145 69V70H143V68ZM146 67V68H145ZM140 68V69H139ZM209 70H208V69ZM256 68V69H255ZM260 70H262V71H260ZM81 69V70H80ZM109 69H110V71H109ZM112 69V70H111ZM134 71H133V70ZM139 69V70H138ZM142 69V70H141ZM4 70V71H3ZM108 70V71H107ZM125 70H127V71H124ZM130 70V71H129ZM160 70L162 71V69L160 68ZM197 70H200V71H197ZM206 70H208L207 72H206ZM51 71H52V69H51ZM53 71H54V69H53ZM79 71H80V73H79ZM138 71H140V74H136ZM111 72V73H110ZM116 72H117V74L119 73V74H121V75H117L116 74ZM124 72V73H123ZM129 72H131V75H133L134 73L136 74H134V76H132V79H131V76L129 75ZM134 72V73H133ZM167 72H165L164 74L166 75L167 74ZM200 72H203L204 74L206 73V75L204 76V74L202 75V74H200ZM4 73V74H3ZM68 73H69V75H68ZM75 75H74V74ZM103 73V72H102ZM108 73V74H107ZM113 73H115V74H113ZM133 73V74H132ZM139 73V72H138ZM169 73V72H168ZM185 73V74H184ZM71 74V75H70ZM77 74V75H76ZM104 74H103V76H104ZM109 74H111V75H109ZM200 74V75H199ZM108 75V76H107ZM116 75V76H115ZM128 75H129V77H128ZM202 75V76H201ZM245 75L248 77H246V79H245ZM75 76H77V77H75ZM115 76V77H114ZM136 76V77H135ZM193 77V79H191V77ZM209 76V77H208ZM1 77H3V78H1ZM205 77V78H204ZM76 79H78L79 81H81V82H79L78 80H76ZM106 79H108L107 81H106ZM191 79V80H190ZM213 79V80H212ZM219 80H220V78H218ZM66 80V81H65ZM135 80H133L134 82H135ZM196 81V83H195V81ZM203 80V81H202ZM208 80V81H207ZM214 80H216L215 82H214ZM241 80V79H240ZM259 80V81H258ZM2 81V82H1ZM28 82V83H30L31 84V82L33 81V80H28V79H26V77H23L21 80H19L18 81V83L17 84H15L13 87H12V92H19L20 90H22L21 89V84L23 83V82ZM74 81V82H73ZM76 81V82H75ZM77 81H78V83H77ZM190 81V82H189ZM209 82V83H207V82ZM248 81V80H247ZM255 81V82H254ZM258 81V82H257ZM110 82V81H109ZM189 82V83H188ZM211 82H214L213 84L211 83ZM67 83V84H66ZM69 83V84H68ZM80 83H82L81 84V86H80ZM210 83H211V85L213 86V85H218V87H219V85H221L220 87H222V89L219 87H216V90H218L219 89V92L218 91H216V92H214V94H213V91H212V89H213V87L210 85ZM219 83V84H218ZM262 83V84H261ZM63 84H65V85H63ZM185 84H188V85H185ZM190 84V85H189ZM194 84V85H193ZM207 84V85H206ZM249 84V85H248ZM251 84V85H250ZM89 85H90V88H89ZM200 87H199V86ZM209 85V86H208ZM256 85V86H255ZM63 86V87H62ZM65 86H66V88H65ZM78 85H76V87H77ZM195 86V87H194ZM211 86V87H210ZM86 87V88H85ZM183 87V88H182ZM185 87V88H184ZM190 87V89L192 88V90H190V89H188ZM224 87V88H223ZM106 88H108V89H110V90H108V89H106ZM198 88V89H197ZM212 88V89H211ZM182 89V90H181ZM187 89V91H185ZM196 89V90H195ZM210 89V90H209ZM226 89V90H225ZM230 91H229V90ZM238 89V90H237ZM241 89H243V90H241ZM233 92H232V91ZM109 91H110V93H109ZM115 92L116 93V95H114V94H112V92ZM162 91V90H161ZM191 92V93H189V92ZM194 91V92H193ZM228 91V92H227ZM239 91V92H238ZM256 91H258V92H256ZM85 92V93H84ZM88 92V93H87ZM95 94H93V93ZM188 94H187V93ZM221 92V93H220ZM225 92V93H224ZM252 92V93H251ZM254 92H256V93H258V96L259 97H257V96H253L255 93ZM260 92V93H259ZM92 93V94H91ZM162 93V92H161ZM160 93V94H161ZM185 93V94H184ZM200 93H201V95H200ZM226 93H229V95L228 94H226ZM250 93V94H249ZM82 94V96H80ZM113 95V97L114 96H116L115 98H110V97H112V95ZM190 94H191V96H190ZM195 94V95H194ZM218 94V95H217ZM221 96H220V95ZM231 94V95H230ZM234 94V95H233ZM252 94V95H251ZM261 94V95H260ZM91 95V96H90ZM110 95V97H108V96ZM164 95V94H163ZM187 95V96H186ZM209 95H210V99H209ZM213 95H215L216 97H215V99H214V96ZM240 95V96H239ZM247 95V96H246ZM251 95V98H249V96ZM263 95V96H262ZM80 96V98H78ZM87 96V97H86ZM106 96V97H105ZM185 96L187 97V98H189L188 99V104H187V102L185 101ZM208 96V97H207ZM232 96V97H231ZM242 96V97H241ZM243 96H246L247 98L245 99ZM43 97L44 96H42V100H43ZM75 97V98H74ZM89 97V98H88ZM100 97V98H99ZM103 97V98H102ZM119 97V98H118ZM223 97H226L225 99L223 98ZM239 100V99H241V100H236L235 102H233L236 98ZM241 97V98H240ZM261 97V98H260ZM98 98V99H97ZM191 98V99H190ZM192 98L194 99V100H192ZM219 98H221V99H219ZM233 98V99H232ZM244 98V99H243ZM260 98V99H259ZM81 99H82V101H81ZM88 101H87V100ZM106 99L109 101V103H107V101H106ZM112 99V100H111ZM116 99V100H115ZM118 99H120L119 101H118ZM219 99V100H218ZM225 101H224V100ZM226 99H227V101H226ZM41 100V101H42ZM95 100V101H94ZM127 100V99H126ZM232 100V102H230ZM246 100V101H245ZM250 100V102H251V104H250V102L248 103L247 101H249ZM104 101V102H103ZM115 103H114V102ZM121 101V102H120ZM181 101H182V103H181ZM192 101V102H191ZM255 101V102H254ZM21 102L23 103V107L24 108H26L28 105H31V104H35L36 103V101H34L33 99H30V98H24V99H22L21 100ZM103 102V103H102ZM112 102V103H111ZM177 102V103H176ZM180 104H179V103ZM184 102H186V104L184 103ZM219 102V103H218ZM226 102H228L229 104H227ZM243 102V103H242ZM261 102V103H260ZM263 102V103H262ZM100 103V104H99ZM116 104V105H114V104ZM121 103H124L123 105H121ZM194 103L195 105L193 106L192 104ZM197 103V104H196ZM222 103H223V105H222ZM226 103V104H225ZM231 103V104H230ZM235 103V104H234ZM240 106H237V104ZM87 104V105H86ZM91 104V108L89 107V105ZM111 106H110V105ZM121 106H120V105ZM175 104V105H174ZM182 104V105H181ZM185 104V105H184ZM233 104V105H232ZM242 106H241V105ZM258 105V107H257V105ZM86 105V106H85ZM97 105H99V106H97ZM110 106V108H109V106ZM192 105V106H191ZM224 105H226V106H224ZM230 106L231 107V105H232V107L234 108L233 110L231 109L230 110V108L228 107V106ZM244 105V106H243ZM247 105H249V107L247 106ZM254 105H256V106H254ZM94 106H97V108L96 107H94ZM100 106H101V108H100ZM115 106V107H117V108H115L114 107V109L112 110L111 108H113V107ZM180 106H182V107H180ZM252 106H254L253 107V109H252ZM260 106V107H259ZM79 107H81V109H79ZM86 107V108H85ZM103 107V108H102ZM201 107V108H200ZM208 107V108H207ZM221 107V108H220ZM226 108V110H225V108ZM235 107H237V108H235ZM242 107V109L244 108L245 110H242V109H240ZM247 108V110H246V108ZM255 107H257L258 109H260V110H258V109H254ZM22 108V107H21ZM91 109H93V111L91 110V112H90V110ZM109 110H108V109ZM162 108V107H161ZM198 110H197V109ZM217 110H216V109ZM227 108L229 109V111H231L232 113H235V114H237L239 111L240 112H243V114L241 113V114H237V116L236 115H234V117L236 116V118H233V121H231V119H230V122H229V117L231 118V116L233 117V114L232 113H228V111H227ZM78 109V110H77ZM94 109H96L95 111H94ZM116 109V110H115ZM190 109H191V111H190ZM215 109V110H214ZM220 109V110H219ZM237 109V110H236ZM249 109V110H248ZM79 110H81L80 112H79ZM100 110V111H99ZM108 110V111H107ZM112 110V111H111ZM114 110H115V112H114ZM164 110V111H163ZM212 110V111H211ZM225 111V112H227L228 114H229V116H228V114H224L223 116L221 115V113H224L223 111ZM236 110V111H235ZM254 112V114H252L253 112ZM258 110V111H257ZM22 111H24L23 110V108H22ZM21 111V112H22ZM83 111V112H82ZM97 111H99L98 113H97ZM110 111L112 112L111 114H110ZM161 113V111H162V114H160L159 112ZM193 111V112H192ZM215 111H216V113H218L219 115H221L222 117H220V119L219 118H216L215 117V115H217L216 113H215ZM235 111V112H234ZM238 111V112H237ZM249 113H248V112ZM263 111V113H261L260 114V112H262ZM83 113L82 115H80V113ZM108 114H107V113ZM118 112V113H117ZM156 112V113H155ZM157 112H158V114H157ZM207 112V113H206ZM221 112V113H220ZM104 113H106L107 115L105 116V114ZM139 114L138 115V121H137V119H136V117H137V115L135 116V114ZM165 113V114H164ZM193 113V114H192ZM246 113H248V114H246ZM97 116V118L96 117H94L95 115ZM101 114H104V116L105 117H103V115H101ZM112 114H115L114 115V117L112 118ZM142 114V115H141ZM164 114V115H163ZM192 114V115H191ZM232 114V115H231ZM255 114H256V118L254 119V117H255ZM79 115V116H78ZM92 115V116H91ZM120 115V117H117V116H119ZM122 115V116H121ZM145 115V116H144ZM163 115V116H162ZM194 115V116H193ZM239 115H241L240 117H242L243 119H241L240 117H239ZM244 115H246L245 117H243ZM249 115H252V116H249ZM258 115V116H257ZM262 115V116H261ZM86 116V117H85ZM98 116H99V118H101V119H99L98 118ZM110 116V117H109ZM148 116V117H147ZM159 116H161V119H160V117ZM192 116V117H191ZM249 116V117H248ZM84 117V118H83ZM94 117V118H93ZM123 117V118H122ZM143 119H142V118ZM149 117H150V119H149ZM164 117V118H163ZM168 117V118H167ZM227 117V118H226ZM254 119H252V118ZM86 118V119H85ZM118 118H120V119H118ZM145 118V119H144ZM153 118H154V120H153ZM172 120H171V119ZM182 118H185L186 120H188L187 121V124L188 123H190V121H191V123L189 124V126L192 124V123H195L194 124V128H192V126H190V127H187L186 125L184 126L183 124L185 123L184 121L182 122ZM188 118V119H187ZM189 118H191V119H189ZM196 118V119H195ZM207 118V120H204V119H206ZM250 118V119H249ZM92 119H93V121H92ZM103 119H104V121H103ZM139 119H140V121L141 120H143V121H141V122H139ZM147 119V120H146ZM158 121H157V120ZM165 119H167L168 120V122H170V123H172L173 122V124H168L167 123V121L165 120ZM194 121H193V120ZM208 119H210V121H212V122H209V120ZM212 119V120H211ZM216 119H218L217 121H215ZM222 119V121H223V123L221 122V121H219V120H221ZM235 119H236V121H235ZM251 120V121H253L255 124L258 122V123H260V124H257L256 126H254L253 127V125L254 124H251L252 126H251V129L250 130H252V132L249 130V128L250 127H248V126H250V124H248V122L249 123H251V121H248V120ZM256 119H258L257 121H256ZM98 120H99V123H98ZM106 120V121H105ZM119 120V121H118ZM121 120V121H120ZM134 120V121H133ZM151 120V121H150ZM190 120V121H189ZM204 120V121H203ZM213 120H214V122H216V123H218V124H220L219 125V128L221 127V125H223V124H228L227 126L226 125H224L225 126V128H224V126H222V128H218V126L217 125H214V122H213ZM226 120V121H225ZM239 120V121H238ZM241 120H244V121H241ZM248 121V122H246V121ZM90 121V122H89ZM96 123H95V122ZM102 121V122H101ZM108 121H112V123L110 124V123H108ZM122 121H124V122H122ZM125 121H126V123H125ZM133 121V122H132ZM144 121H146V122H144ZM150 121V122H149ZM154 121V122H153ZM163 122L162 124H160V122ZM200 121V122H199ZM203 121V122H202ZM207 123H206V122ZM114 122H117V123H114ZM134 122H136V123H134ZM139 122V123H138ZM144 122V123H143ZM158 122V123H157ZM164 122H166V123H164ZM179 122V123H178ZM197 122V123H196ZM209 122V123H208ZM235 124H234V123ZM237 122V123H236ZM243 122V123H242ZM252 122V123H253ZM263 122V123H262ZM101 123V124H100ZM120 123H122V125L120 124ZM145 123H146V125H145ZM149 123H150V125H149ZM199 123H201V124H199ZM206 123V124H205ZM211 123H213V125H210ZM215 123V124H216ZM240 123H241V125H240ZM103 124H106V125H103ZM114 124H115V127H114ZM117 124V125H116ZM126 124H128V125H126ZM155 127H152V125ZM155 124V125H154ZM181 124V125H180ZM196 124L198 125L197 126V128H196ZM203 124H205L204 126H205V128H203L204 126H202ZM210 126H209V125ZM230 124V125H229ZM236 124H237V127H236ZM242 124H243V126H247V129H246V127L244 128L243 126H242ZM246 124H248V125H246ZM73 124H68V128H70L69 130H70V133L69 134H66V136L65 135H62V136H60L61 138H62V141L63 142H69L70 140H74L75 138L77 139V137H79L80 138V136H77V135H75L74 134V132L75 133H80V130L78 129L77 131H74V129H76L75 128V126L73 125ZM91 125V126H90ZM102 125V126H101ZM133 125V126H132ZM138 125V126H137ZM141 125H142V127H141ZM148 125V126H147ZM159 125V126H158ZM166 125V126H165ZM177 125V126H176ZM180 125V126H179ZM200 125H201V128H203L204 129V132H203V129H201L200 128ZM261 125H263V126H261ZM94 126V127H93ZM97 126V127H96ZM103 126H105V127H103ZM122 126L124 127V128H122ZM148 128L149 126L151 127V129H146V131H148V132H146L145 131V128ZM168 126V127H167ZM170 126V127H169ZM174 126H176L175 128H174ZM207 126H209V128L208 129H206L207 128ZM217 126V127H216ZM231 126H232V128H231ZM241 126V127H240ZM261 128H260V127ZM93 127V128H92ZM121 129H120V128ZM138 127V128H137ZM172 127L174 128L173 130H172ZM182 127V128H181ZM184 127H186V128H189V129H186V128H184ZM199 127V128H198ZM210 127H211V130H212V127H213V132L214 133H216V134H220L221 132V134L219 135L220 137H218V135L216 136L214 133L213 134H211L212 133V131L210 130ZM72 128H74V129H72ZM98 128V129H97ZM125 128H126V130L129 132V130H131L129 133H127V131L125 130ZM135 128V129H134ZM152 128H153V131H151L152 130ZM164 128V130H166V131H162V129ZM168 128V129H167ZM191 128V129H190ZM218 130L219 129V132L216 130V129ZM227 128H228V130L230 131H228L227 130ZM253 128H259L258 130H255V129H253ZM37 129V130H36ZM109 129V130H108ZM155 129V130H154ZM184 129H186V130H184ZM192 129L194 130V131H192ZM195 129H197L196 130V132H195ZM199 129V130H198ZM206 129V130H205ZM222 129V130H221ZM225 129V130H224ZM245 129H246V131H245ZM34 130V131H33ZM87 130H89V131H87ZM117 130V131H116ZM143 130V131H142ZM189 130V132H192V134H190L189 132H187ZM201 130V131H200ZM207 130H210V131H207ZM235 132H234V131ZM243 130V131H242ZM39 131V132H38ZM100 131V132H99ZM103 131H105V133L103 132ZM108 131V132H107ZM114 131H116L117 133H114L113 135H112V133L114 132ZM123 131V132H122ZM125 131V132H124ZM137 131V133H135ZM144 133V135H143V133ZM150 131V132H149ZM171 131H172V133H171ZM206 131H207V134H206ZM217 131V132H216ZM221 131V132H220ZM227 131V132H226ZM241 131V133H239V132ZM245 131V132H244ZM254 131V132H253ZM260 133H259V132ZM90 132V133H89ZM91 132H92V134H91ZM98 132V133H97ZM104 133V135H102L103 133ZM106 132H107V134H106ZM120 132V133H119ZM132 132H134V134H136V137L134 138V134L132 133ZM140 132V133H139ZM155 132V133H154ZM179 132V133H178ZM184 132H187L188 134H190L189 136H188V134L186 133H184ZM229 132V134H227ZM233 132V133H232ZM237 132L239 133V134H241L242 136H244L245 135V137L246 138H243L241 135H239V134H237ZM244 134H243V133ZM252 134L251 136H249V134L250 133ZM264 132V131H263ZM34 135H33V134ZM38 133V134H37ZM73 133V134H72ZM142 133V134H141ZM147 133V134H146ZM151 134V135H149V134ZM158 133V134H157ZM176 133V134H175ZM180 133H181V135H180ZM202 133H204V134H202ZM257 133H259V134H257ZM32 134V135H31ZM99 134H101L102 136H104V137H102L101 135L99 136ZM116 134H118L117 136H118V140H117V136H116ZM121 134V135H120ZM132 134V135H131ZM155 134V135H154ZM173 134H175V135H173ZM184 134L187 136V138H185V137H183L184 136ZM223 134H225V136H227V137H225ZM257 136H259V137H257ZM36 135H37V137H36ZM68 135H70L69 137H68ZM71 135H72V137H71ZM108 135V137H106ZM137 135H138V137H139V139H138V137H137ZM141 135L142 136H144V137H142L141 138ZM183 135V136H182ZM207 135V136H206ZM211 135H212V137H211ZM238 135V136H237ZM257 138H255L254 136ZM31 136H34V138L36 137V139H34L33 137L31 138ZM40 136V137H39ZM116 136V137H115ZM152 136V137H151ZM157 137V139H155V137ZM161 136H162V138H161ZM164 136V137H163ZM169 138H168V137ZM179 136H180V138H179ZM182 136V137H181ZM196 136V137H195ZM221 136H224V137H222L221 138ZM261 136V137H260ZM39 137V138H38ZM43 137V138H42ZM103 139H102V138ZM110 137V138H109ZM147 137V138H146ZM161 139H159V138ZM166 137V138H165ZM210 139H209V138ZM214 137H215V139H214ZM240 137V138H239ZM242 137V138H241ZM248 137V138H247ZM254 137V139H256V141L254 140V139H251V138H253ZM38 138V139H37ZM41 138V139H40ZM73 138V139H72ZM102 140H101V139ZM104 138H105V140H104ZM114 138V139H113ZM121 140H120V139ZM153 138V139H152ZM179 138V139H178ZM187 139V140H184V139ZM194 138V139H193ZM202 138H203V140H202ZM224 138V139H223ZM252 140V141H255V142H252L250 139ZM258 138H259V140H258ZM81 139V138H80ZM110 139H112V140H114V142L112 143V141L110 140ZM116 139V140H115ZM128 139H131V140H128ZM163 139V140H162ZM177 141H176V140ZM180 139L182 140V141H180ZM207 139V140H206ZM209 139V140H208ZM234 139V140H235ZM239 139H241L240 141H239ZM79 140V139H78ZM120 140V141H119ZM124 140V142H122ZM136 142H135V141ZM139 140L141 141V142H139ZM146 140V141H145ZM152 140H154V141H152ZM159 142H158V141ZM173 140L174 141V144H171L172 142L171 141ZM202 142H201V141ZM215 140H217L216 142H221L220 143V145H222V146H224V147H220V145L218 144V143H216L215 142ZM243 140V141H242ZM245 140V141H244ZM247 140V141H246ZM263 140H264V137H263ZM262 140V141H263ZM101 141H103V144H102V142ZM116 141H119L118 143L116 142ZM132 141H134V142H132ZM144 141V142H143ZM164 141V142H163ZM179 141V142H178ZM187 141V142H186ZM191 141H193V142H191ZM197 141V142H196ZM207 141H209V142H207ZM211 141H212V143H211ZM223 141V142H222ZM251 141V142H250ZM261 142V144L259 143V142ZM101 142V143H100ZM123 144H122V143ZM147 142H149V145H148V143ZM152 142V143H151ZM156 142V143H155ZM158 142V143H157ZM180 142H181V144L184 146H182L181 144H180ZM182 142H184V144L186 145V144H190V147H188L187 145H186V148L188 149H186V153H189L188 155L185 153V145L182 143ZM186 142V143H185ZM189 142V143H188ZM203 142H205V143H203ZM215 142V143H214ZM246 142H248V143H246ZM104 143H106V145H108V146H106V145H104ZM124 143H125V147H124ZM143 143H144V145H143ZM151 143V144H150ZM170 143V144H169ZM176 143H178V144H176ZM195 145H194V144ZM207 143H210L211 144V146H210V144H208L209 145V147L211 148L212 146V148H211V150H209L210 148L209 147H207L206 149V151L204 150L205 148V144H206V146H208L207 145ZM241 143V144H240ZM243 143H245V144H243ZM249 143H253L252 145L251 144H249ZM254 143H256V144H254ZM258 143V144H257ZM33 144H35L34 146H32ZM112 144H117L116 146H112ZM128 144H129V146H128ZM161 144V145H160ZM192 144H193V146H192ZM203 144V145H202ZM213 144V145H212ZM216 145V148H214L215 147V145ZM217 144L219 145V147L217 148ZM263 144V145H262ZM37 145V146H36ZM44 146V148H45V150H43V148L42 147H38V146ZM104 145V146H103ZM110 145H111V147H110ZM120 145V146H119ZM138 147H140V148H138ZM161 147H160V146ZM164 145H166L165 147H164ZM170 145V146H169ZM173 145V146H172ZM174 145H176L175 146V148L176 149H174ZM178 145V146H177ZM197 145V146H196ZM245 145V146H244ZM250 145V147H248ZM254 145H256V146H254ZM74 146V145H73ZM101 147V146H103L104 148H105V146H106V149H104L103 147V149H99V147ZM144 146V147H143ZM172 146V147H171ZM247 146V147H246ZM259 146V147H258ZM33 147H35V148H33ZM96 147H98L97 149H96ZM124 147V148H123ZM134 147H136V148H134ZM142 147V148H141ZM146 147V148H145ZM148 147V148H147ZM151 147H153V148H151ZM179 147H183V148H180V149H178ZM192 147V148H191ZM196 147V148H195ZM199 149H198V148ZM40 150H42V151H40L39 152V149ZM57 148V147H56ZM60 148V147H59ZM76 148H78V147H76ZM117 148V149H116ZM161 150H160V149ZM165 148H167V149H165ZM173 148V149H172ZM37 149V150H36ZM71 149L73 150V151H71ZM149 149V150H148ZM156 149H158V151L155 150ZM165 149V150H164ZM183 149V150H182ZM198 150V151H193V150ZM219 149V150H218ZM237 149V150H236ZM13 151V149H10L9 148V150L8 151ZM49 150V151H48ZM97 150H99V151H97ZM102 150V151H101ZM116 150V151H115ZM118 150V151H117ZM126 150H132V151H130L129 152V154H128V151H126ZM146 150V151H145ZM156 152H154V151ZM165 151L164 152V155H162L163 154V151ZM176 150V151H175ZM190 150V151H189ZM194 152V154H193V152ZM200 150V151H199ZM227 150L225 151V152H227ZM46 153H44V152ZM47 151V152H46ZM96 151V153H94ZM134 151H136L135 153H134ZM141 151L142 152H150L149 153V155H148V157L150 158V159H153L154 160V158H156L154 161H149V159L148 158H146L147 156H145V157H143V159H142V153H141ZM153 151V152H152ZM180 151V152H179ZM204 151V152H203ZM223 151V154L225 153ZM38 152V153H37ZM71 152H73V154L71 153ZM98 152V153H97ZM99 152H100V154H99ZM104 153V155H103V153ZM116 152H117V154H116ZM140 152V153H139ZM161 152V153H160ZM174 152H175V154L176 155H174ZM183 152H184V154H183ZM199 152H200V154H199ZM222 152V151H221ZM229 152H227V154L225 153L224 154V156H223V154L222 155H220V157H218V158H221V159H223V161H224V158L223 157H225V156H227V158L226 159H228L229 158ZM40 153V155H38ZM48 153V154H47ZM50 153V154H49ZM91 153V154H90ZM110 153V154H109ZM137 153L139 154V155H137ZM153 153V154H152ZM165 153H167L166 154V156H165ZM181 155H179V154ZM184 155L183 156V158H181L182 157V154ZM229 153V154H228ZM38 155V156H36V155ZM62 154V158H65L66 159V155L67 156H69V158H71L70 156H72V155H74V156H79L78 157V159L81 161V163H78V164H80V166H81V168L83 169V170H81V168H80V166L77 164V159H75L76 160V163H75V160L74 159H72L73 158V156H72V158H71V161L73 162V163H71L70 162V160L68 159V157H67V159L65 160V159H63V161L65 160V162L63 163V162H61L62 161V158H60L61 155ZM68 154H72V155H68ZM94 154V155H93ZM112 154V155H111ZM122 154H124V155H126V154H128V155H130L131 154V157L132 156H139V157H134V158H138L137 159V161L135 162V164L136 163H138V164H133V166H142V164L145 166H143V167H140L139 168V170L137 171V169H133L132 170V174L129 172V173H125L126 171V166L125 167H123L124 165H120V166H118V167H110V168H107L106 170H104V171H98V169H100V166L98 165V163L97 162H99V161H101V160H106V159H114V158H116V157H118V158H120V155H122ZM133 154V155H132ZM141 154V155H140ZM156 154V155H155ZM159 156H158V155ZM169 154V155H168ZM200 155V157H199V155ZM45 155V157H43V156ZM55 155V156H54ZM56 155H58V156H56ZM63 155H65V157L63 156ZM97 155V156H96ZM151 155H152V157H151ZM160 155L161 156H163L162 157V160L160 159L161 157H160ZM172 156V158H171V156ZM187 155V156H186ZM191 155H193L196 159H194V161H193V158L194 157H192ZM35 156H36V158H35ZM53 156V157H52ZM89 156V157H88ZM110 156V157H109ZM116 156V157H115ZM156 156V157H155ZM180 158H179V157ZM189 156V157H188ZM199 158H198V157ZM202 156V157H201ZM231 156V155H230ZM56 157H59V158H57L56 160H55V158ZM122 157H124V156H122ZM130 157V156H129ZM128 157V158H129ZM160 157V158H159ZM178 157V158H177ZM184 157H186V158H184ZM207 158V160H206V158ZM212 158V160H211V158ZM53 158V159H52ZM74 158H76V157H74ZM96 158V159H95ZM167 158H168V160H167ZM169 158H171V159H169ZM178 160H177V159ZM190 158H191V160H190ZM201 158H204V159H201ZM44 159V160H43ZM51 159V160H50ZM60 159V160H59ZM87 159V160H86ZM98 159H100V160H98ZM145 159V160H144ZM146 159H147V161H146ZM164 159H165V161H164ZM181 159H183V162L181 161ZM186 159V160H185ZM188 159H189V161H191V163H188L189 161H188ZM92 160H93V162H92ZM95 160H97V161H95ZM142 160H144V161H142ZM157 160H159V161H157ZM180 160V161H179ZM204 160H206V161H204ZM209 160H211V161H209ZM46 161V162H45ZM56 161V162H55ZM57 161H58V163H57ZM89 161V162H88ZM95 161V162H94ZM142 161V162H141ZM171 161H173V162H171ZM181 162V164H182V167H181V164L180 163H178L177 164V162ZM187 163H186V162ZM192 161H193V163H192ZM199 162V163H197V162ZM43 162V165H44V167L46 168V170L44 171V167H43V165L41 164ZM56 164H58L59 165V167H61V168H59L58 167V165L56 164H54V163ZM67 162H69V164L67 163ZM92 162V163H91ZM148 162H150V163H152V164H154L155 166H153V167H151V165L149 166L148 165ZM158 163V165H157V163ZM163 162V163H162ZM203 162H205V163H203ZM211 162V163H210ZM215 164L216 163V165H214L213 163ZM218 162V163H217ZM48 163V164H47ZM52 163V164H51ZM87 163L85 164V165H87ZM97 163V165H94V164H96ZM134 163V162H133ZM172 163V164H171ZM174 163H176L175 165H173ZM184 163H186V164H184ZM51 164V165H50ZM63 164H65V165H69V167H71V168H75V165L77 164V166H78V168H79V171L80 172H78L77 170L78 169H76L77 168V166H76V170H75V173H74V170H72L71 168L69 169V167H68V169L70 170H67L66 168L67 167H65ZM167 164V165H166ZM169 164V165H168ZM183 164H184V166H183ZM193 164V165H192ZM201 166H200V165ZM213 164V165H212ZM60 165H62V166H60ZM71 165V166H70ZM160 165V166H159ZM179 165H180V167H179ZM186 165H188L187 167H186ZM192 165V166H191ZM209 167H208V166ZM210 165L212 166V167H214L213 169H210V168H212V167H210ZM48 166H49V168H48ZM51 166V167H50ZM52 166H53V168H52ZM55 166V167H54ZM73 166V167H72ZM93 166H94V169H92L91 170V168H93ZM130 166H132V164L130 165ZM164 166V167H163ZM168 166V167H167ZM200 168H199V167ZM203 166V167H202ZM39 167H42V173L39 171ZM57 167V168H56ZM96 167H97V169H96ZM99 167V168H98ZM121 167V168H120ZM161 167H163V168H161ZM184 167V168H183ZM63 168V169H62ZM119 170H117V169ZM120 168V169H119ZM181 168H183V169H186V170H183V169H181ZM196 168V169H195ZM201 168H202V170H201ZM206 168H208V169H210V170H208V169H206ZM57 169V170H56ZM59 169H61V170H59ZM123 169H124V171H123ZM152 169H157V171L159 170V172L161 173V174H164L165 175V177L167 178V177H170V178H167V179H169V180H171V182L170 183H168L169 181L167 180L164 184H163V187L162 188H157V189H154V190H152L151 188H144V189H142L141 187H140V185L139 184H143V182L145 181V182H147L148 180H147V178L146 177H149V179L151 180V175H152ZM173 169V170H172ZM181 169V170H180ZM47 170L49 171V173L47 172ZM54 170V171H53ZM59 170V171H58ZM136 170V171H135ZM167 170V171H166ZM206 172H205V171ZM216 170V171H215ZM67 171H69V173H72V171H73V175L71 174L70 176H68L69 175V173H67ZM84 171V172H83ZM94 171V173L92 174V176H93V178L95 177V178H98L99 180V182H104L105 180V182H109V186H108V184L107 183H100V184H98V181L96 180V179H94V181H97V182H95L94 184H93V181H92V183L89 181V180H91V179H93L91 176H90V174L92 173ZM96 171V172H95ZM141 172V173H137V172ZM150 171V172H149ZM165 172V173H163V172ZM176 171H178V172H176ZM198 173H197V172ZM38 172H40V173H38ZM45 172H47V173H45ZM64 172H66V175L64 174ZM81 172H83L82 174H81ZM91 172V173H90ZM101 172V173H100ZM116 172V173H115ZM118 172H124V174H122L121 173V175H120V173H118ZM146 172H147V174L149 173V176L146 174ZM214 172V173H213ZM76 173L78 174V176H79V178L77 177V175H76ZM80 173V174H79ZM97 173V174H96ZM105 175H104V174ZM108 173V174H107ZM112 173V174H111ZM135 173V174H134ZM150 173H151V175H150ZM198 174V175H196V174ZM45 174H47V176L48 177H46V175ZM49 174V175H48ZM50 174H52V175H50ZM85 174L86 175H89L90 177H89V183L91 184V185H86L87 186V190H88V192L87 193H90L91 191H95L96 189L95 188H97V193H96V195H94V193L93 192H91V195H89V194H87V196H86V194L84 193V194H81V192L83 193V192H86V191H83L82 189L85 187V185H83V183L85 184V182H87V180L86 179H84V178H86V177H88V176H86L85 177ZM97 175L98 177H96L95 175ZM101 174V175H100ZM110 174V175H109ZM115 174H117V175H115ZM137 174V175H136ZM139 174V175H138ZM169 174V175H168ZM171 174H173V175H171ZM178 174V175H177ZM189 174H193L194 175V177L193 178H191L193 175H191V177H190V175ZM43 175V176H42ZM56 175H59L60 177L58 178V176L56 177ZM61 175H63V176H61ZM100 175V176H99ZM114 175V178L112 177ZM189 175V176H188ZM195 175H196V177H195ZM215 175V176H214ZM39 176V177H38ZM45 176V177H44ZM49 176H51V177H49ZM80 176H81V178H80ZM105 176H107V177H112L114 180H113V183H111L112 182V179L109 177V178H107V179H105L104 177ZM115 176H119L120 178H119V183H117L118 181L117 180H115V179H118V177L117 178H115ZM128 176V177H127ZM134 176H136V177H134ZM140 176V177H139ZM187 176V177H186ZM197 176H198V178H197ZM209 176V177H208ZM213 176V177H212ZM44 177V178H43ZM55 177V178H54ZM62 177V178H61ZM64 177H65V180H64ZM126 177V178H125ZM178 177V178H177ZM204 177V178H203ZM34 178V181H36L37 179L38 180H42L45 184H46V186H45V184L43 185L42 184V181H38L39 182V184L41 185V188H40V185L37 183V182H35L34 183V181L32 180ZM36 178V179H35ZM46 178V179H45ZM67 178V179H66ZM71 179V181H70V179ZM75 180H74V179ZM78 178V179H77ZM84 180H86V181H83V179ZM91 178V179H90ZM100 178H102V180L100 179ZM122 178H124L123 180H122ZM136 178V179H135ZM143 178H144V180H143ZM187 178V179H186ZM189 178H191V180L193 181V183L191 182V185H190V182H188V179ZM196 178H197V181H196ZM217 178H219V177H216L215 178V180H216V182L217 181H220V180H218ZM54 179V180H53ZM60 179V180H59ZM103 179H104V181H103ZM129 179V180H128ZM141 179L143 180V182L142 183H139V181L137 182V180H140L141 181ZM147 181H146V180ZM163 179H165V178H163ZM172 179H173V181H172ZM177 179V180H176ZM200 179V180H199ZM207 179H208V181H207ZM31 180V181H30ZM57 180V181H56ZM64 180V181H63ZM66 180H67V183H66ZM72 180H74L73 182L75 183V182H77L78 180H81V181H78L77 183L79 184L80 182L82 183V185H80V186H78V184L76 183V184H73V182H72ZM101 180V181H100ZM111 182H110V181ZM127 180V181H126ZM135 180V181H134ZM186 180H187V182L189 183H187L186 182ZM190 179H189V181H191ZM198 180H199V182H200V185H199V183H198ZM201 180H203V183H201L202 181ZM213 179H211L210 180V182H212V183H214L216 186H214V184H212V183H210L209 182V184H210V188L209 189H211V187L213 188V189H211V190H215L214 188H216V190L217 189H219L220 188V186H222L223 185V182L222 181H220V182H222V183H220L219 182V184H221L220 186H219V184L218 183H215V180L214 181H212ZM27 181L29 182V183H27ZM47 181V182H46ZM50 181V182H49ZM56 181V182H55ZM63 181V182H62ZM121 181V182H120ZM178 183H177V182ZM182 181V182H181ZM196 181V182H195ZM207 181V182H206ZM53 182V183H52ZM130 182H132L130 185L131 186H135V185H137V183H138V185H137V190H139L140 188H141V191L143 190H145L146 189V191H140V192H136V193H132L134 196H136L135 198L136 199H134V196L133 197H131L132 196V194H131V196H130V194H125L127 191H126V187H125V184L126 185H128L129 186V183ZM144 182V183H145ZM195 182V183H194ZM204 182H205V184H206V187H205V184H204ZM30 183H32V184H30ZM48 183V184H47ZM50 183V184H49ZM55 183V184H54ZM61 183V184H60ZM69 183H71V185L69 184ZM80 183V184H81ZM88 183V182H87ZM86 183V184H87ZM88 183V184H89ZM110 183L111 184H113V185H110ZM115 183H116V185H115ZM122 183V184H121ZM134 183V184H133ZM136 183V184H135ZM174 183V184H173ZM182 183V184H181ZM224 183H225V181H224ZM38 184V185H37ZM70 185V187H69V185ZM101 184H102V186L103 185H105V186H101ZM168 184H171V185H168ZM174 186H173V185ZM188 184V185H187ZM29 185L30 186H32V187H29ZM42 185H43V187H42ZM52 185H54V186H52ZM63 185V186H62ZM75 185V186H74ZM101 187H100V186ZM123 185V186H122ZM164 185H167L168 187H165ZM176 185V186H175ZM184 185H186L185 187H184ZM202 185V186H201ZM204 185V186H203ZM208 185V186H207ZM211 185H213V186H211ZM36 186H37V188H36ZM38 186H39V188L42 190L40 193H38L39 191H40V189L38 188ZM75 187V189H74V187ZM82 186H84L82 189L80 188V187H82ZM89 186H91L92 187V189H91V187L89 188ZM93 186H97V187H93ZM98 186H99V188L100 189H102V191H100L99 189H98ZM139 186V187H138ZM179 186V187H178ZM183 186V187H182ZM188 186V187H187ZM192 186V187H191ZM196 186H198V187H196ZM28 187V188H27ZM45 187V188H44ZM62 187V188H61ZM79 189H81V190H78V188ZM123 187H125V188H123ZM176 187V188H175ZM200 187H203V189L202 188H200ZM46 188L47 189H50V190H48L47 192H46ZM53 188H55V189H53ZM86 188V187H85ZM91 189V190H89V189ZM109 188V189H108ZM123 188V189H122ZM168 190V189H170V190H168V191H166V189ZM177 188H179V189H177ZM188 188L190 189V191H188ZM59 189V190H58ZM105 189V190H104ZM118 189V190H117ZM121 189H122V191H121ZM124 189H125V193H124ZM151 189V190H150ZM160 189H161V191H160ZM208 190V191H206V190ZM43 190H45V194L47 195V197L45 196V198H47V199H45L44 198V196H43ZM57 191V193H60V194H56V191ZM64 190V191H63ZM78 190V191H77ZM86 190V189H85ZM107 190V191H106ZM157 190V191H156ZM199 190H201V192H204V193H200V191ZM203 190V191H202ZM28 191V192H27ZM50 191H53V193H51ZM69 191V192H68ZM73 191V192H72ZM75 191H76V193H75ZM100 193H99V192ZM104 191V192H103ZM114 191V192H113ZM148 191V192H147ZM155 191H156V193H155ZM158 191H160V192H158ZM172 191V192H171ZM26 192V193H25ZM48 192H50V195H49V193ZM68 192V193H67ZM121 194V196H120V194ZM185 192V193H184ZM191 193V194H189V193ZM28 193V194H27ZM30 193V194H29ZM41 194L40 196L39 195H37L38 197H40V198H38L37 196H36V198H38V199H36V200H38V201H36V200H34V198H35V195L36 194ZM67 193V194H66ZM71 195H70V194ZM92 193H93V195H92ZM117 193V194H116ZM140 193V194H139ZM141 193H143V194H141ZM147 193V194H146ZM165 193V194H164ZM23 194V195H22ZM24 194H26V195H24ZM44 194V195H45ZM52 194V195H51ZM66 194V195H65ZM73 194V195H72ZM79 194V195H78ZM113 194V195H112ZM123 194V195H122ZM125 194V195H124ZM150 194H152V195H150ZM156 194V195H155ZM186 194H188V195H186ZM204 195V196H209V195ZM17 195V196H16ZM23 197H22V196ZM29 195V196H28ZM62 197H61V196ZM127 195H129V196H127ZM143 195H146V196H143ZM154 195V196H153ZM159 195V196H158ZM181 195V196H180ZM15 196H16V198H15ZM18 196L20 197V198H18ZM34 197L33 199H30L29 198V200H31L29 203H28V197ZM43 196V197H42ZM53 196V197H52ZM56 196V197H55ZM64 196H66V197H64ZM74 196H75V198H74ZM84 196H86L87 197V199L86 198H81V197H84ZM107 196V197H106ZM117 196H119V197H117ZM122 196H124L123 198H122ZM137 196H139V197H137ZM179 196V197H178ZM186 196V197H185ZM27 197V198H26ZM44 198V200L42 199V198ZM101 199H100V198ZM113 197H115L114 199H113V201H111V199ZM126 197V198H125ZM130 197V198H129ZM142 197V198H141ZM147 197H149V198H147ZM158 197V198H157ZM23 198V199H22ZM26 198V199H25ZM48 198H50V199H48ZM52 198V199H51ZM57 198V199H56ZM60 198V199H59ZM61 198L63 199V202H62V200H61ZM78 198V199H77ZM88 198L90 199V200H88ZM99 198V199H98ZM129 198V199H128ZM138 198H139V200H138ZM185 198V199H184ZM196 198V197H195ZM40 199H42V201H39ZM67 199V200H66ZM95 199H98V200H95ZM119 201H118V200ZM132 199V200H131ZM144 199H145V203L143 202L144 201ZM148 199V200H147ZM173 199V200H172ZM184 199V200H183ZM33 200V201H32ZM47 200H48V202H47ZM50 200V201H49ZM58 200V201H57ZM60 200H61V202H60ZM81 200V201H80ZM82 200H84V201H82ZM115 200V201H114ZM127 200V201H126ZM129 200V201H128ZM164 200V201H163ZM169 200V201H168ZM180 200V201H179ZM191 200H193V201H191ZM77 201V202H76ZM78 201H80V202H78ZM87 201V202H86ZM92 201V202H91ZM94 201V202H93ZM112 202L113 204H112V206H111V203L109 204V202ZM116 201H118V202H116ZM160 201V202H159ZM179 201V202H178ZM213 202L214 200H212V199H210L209 200V202L207 201V203H206V207L205 208H207V206H209V205H211L212 203L211 202ZM31 202H33V203H31ZM53 202H55V203H53ZM72 202V203H71ZM74 202H76V203H74ZM95 202H97V205H95V204H92V203H95ZM99 202V203H98ZM102 202H104V204L102 203ZM114 202H116V203H114ZM120 202V203H119ZM126 202V203H125ZM154 202V203H153ZM216 201H214V203H215ZM30 203H31V207H29V205H30ZM43 203H44V205H43ZM69 203V204H68ZM100 203H101V206H99L100 205ZM107 203V204H106ZM124 203V204H123ZM163 204V206L161 205V204ZM181 205H180V204ZM210 203V204H209ZM52 204V205H51ZM60 204V205H59ZM99 204V205H98ZM116 204V206H114ZM123 204V205H122ZM136 204V205H135ZM148 204V205H147ZM26 205H28V207L26 206ZM55 205V206H54ZM66 207H64V206ZM74 207H73V206ZM83 205V206H82ZM85 205V206H84ZM92 205V206H91ZM107 205V206H106ZM122 205V206H121ZM134 205V206H133ZM141 205V206H140ZM156 205V206H155ZM172 205V206H171ZM177 205V206H176ZM184 205V206H183ZM187 205V206H186ZM213 205V204H212ZM225 205V204H224ZM25 206H26V208H25ZM42 206H44V207H42ZM48 206V207H47ZM54 206V207H53ZM61 206V207H60ZM63 206V207H62ZM68 206V207H67ZM80 206H82V207H80ZM94 206V207H93ZM95 206H99V207H96L95 208ZM102 206H103V208H102ZM105 206V207H104ZM114 206V207H113ZM144 206V207H143ZM176 208H175V207ZM182 206V207H181ZM192 206V207H191ZM193 206L195 207V208H193ZM214 206V205H213ZM47 207V208H46ZM52 207V209H50ZM57 207V208H56ZM74 209H73V208ZM93 207V208H92ZM128 207V208H127ZM181 207V208H180ZM39 208H41V210L39 209ZM54 208V209H53ZM71 208V209H70ZM77 208V211H78V214H77V211L75 210ZM82 208V209H81ZM102 208V209H101ZM106 208H108V209H106ZM112 208V209H111ZM144 208V209H143ZM156 208V209H155ZM164 208V209H163ZM172 208V209H171ZM181 210H180V209ZM188 208V209H187ZM38 209V210H37ZM44 209V210H43ZM66 209H68V211L66 210ZM90 209V210H89ZM98 209V211H97V213H96V210ZM99 209H100V211H99ZM106 209V210H105ZM116 209H117V211H116ZM129 211H131V212H129ZM141 209V210H140ZM155 209V210H154ZM175 209V210H174ZM179 211H178V210ZM189 209H191L192 211L190 212L189 211ZM56 210V211H55ZM61 210V211H60ZM64 210V211H63ZM71 210V211H70ZM80 210H82V211H80ZM104 210V211H103ZM127 210V211H126ZM143 210V211H142ZM149 210V211H148ZM157 210V211H156ZM188 210V211H187ZM35 211L38 213H35ZM47 211V212H46ZM50 211V212H49ZM58 211V212H57ZM74 211H76L75 213H74ZM95 213H94V212ZM109 211V212H108ZM122 211H124V213L122 212ZM133 211H135V214H136V216H138V217H136L135 216V214H134V212ZM137 211V212H136ZM139 211H141V212H139ZM161 211V212H160ZM164 211V212H163ZM170 211V212H169ZM172 211V212H171ZM200 211V212H199ZM29 212H30V214H31V212L33 213L34 212V215H29ZM41 212V213H40ZM43 212V213H42ZM49 212V213H48ZM55 214H54V213ZM65 212H66V214H65ZM81 212V213H80ZM100 212V213H99ZM105 212H107V213H105ZM112 212V213H111ZM127 212V213H126ZM129 212V213H128ZM160 212V213H159ZM168 212V213H167ZM175 212V213H174ZM191 214H190V213ZM195 212V213H194ZM23 213H20V215L21 216H23L22 214ZM57 213V214H56ZM69 213V214H68ZM79 213H80V215H79ZM109 213H110V215H109ZM115 213V214H114ZM122 215H124V216H122ZM134 215H133V214ZM139 213H141V214H139ZM147 213V214H146ZM177 213H178V215H177ZM45 214V215H44ZM47 214H48V216H47ZM51 214V215H50ZM65 214V216H63ZM75 214V215H74ZM127 214H128V216H127ZM145 216H144V215ZM159 214V215H158ZM168 214V215H167ZM198 214V215H197ZM202 214V215H201ZM204 214V215H203ZM28 215V216H27ZM37 215H38V217H37ZM74 215V217H70V216H73ZM79 215V216H78ZM87 215V216H86ZM105 215V216H104ZM125 215H126V217H128L129 219V221H131V225H129L130 224V222L127 220V218L125 217ZM129 215H131V216H129ZM134 217H133V216ZM140 215V216H139ZM158 215V216H157ZM183 215H184V217H183ZM200 215V216H199ZM42 216V217H41ZM51 216V217H50ZM52 216H53V219H52ZM122 216V217H121ZM177 216V217H176ZM185 216H187V218L185 217ZM210 217V219H211V221H212V223H211V221H209L210 219H209V217ZM44 217H46V218H44ZM59 217V218H58ZM68 217H70V218H68ZM110 217V218H109ZM160 217V218H159ZM201 217H203L204 219H200ZM38 218V219H37ZM40 218H41V220H40ZM43 218V219H42ZM65 218H68V219H65ZM83 218V219H82ZM113 218H116V219H113ZM138 220V222H137V220ZM155 218L157 219V220H155ZM192 220H191V219ZM6 218H3V221L5 220ZM24 219V220H25ZM30 219V220H29ZM32 219V220H31ZM48 219H50V220H48ZM80 219V220H79ZM125 219L127 220V221H125ZM131 219V220H130ZM148 219H150V220H148ZM154 219V220H153ZM163 219V220H162ZM171 219V220H170ZM173 219V220H172ZM182 219H187V221H186V223H185V225L182 223ZM27 220H25V223L27 222ZM40 222H39V221ZM48 220V221H47ZM71 220V221H70ZM110 220H115V223L117 222V221H119L120 220V222H118V223H121V224H115L114 222H108V221H110ZM133 220V221H132ZM135 220V221H134ZM143 220V221H142ZM200 221V223L203 221L204 222V224L206 225H204L203 224V222H202V224H199V223H197V222H199ZM9 221H12V220H10L9 219ZM44 221H45V223H44ZM49 221H50V223H49ZM65 221V222H64ZM86 221V222H85ZM124 221V222H123ZM145 221V222H144ZM165 221V222H164ZM175 221V222H174ZM196 221V222H195ZM205 221H206V223H205ZM213 221H215V222H213ZM216 221L218 222V224L220 223V226L216 223ZM5 223H8L7 222V220H5L4 221ZM36 222H37V224H36ZM43 222V223H42ZM71 222V223H70ZM128 222V223H127ZM135 224V227L136 228H134V224ZM137 222V223H136ZM152 222V223H151ZM170 222V223H169ZM181 222V223H180ZM193 222H194V224L196 223L197 224V226H198V224H199V227H197V229H198V233L200 232H204V235H203V232H202V234H198L197 233V229H195V233H194V229H192L193 227H194V224H193ZM250 222V223H249ZM249 222H247V226H251L252 225V222L251 221H249ZM3 223V222H2ZM11 223H14V222H9L8 224L10 225ZM33 223V224H32ZM40 223H42V224H40ZM55 223V224H54ZM69 223V224H68ZM100 223V224H99ZM102 223V224H101ZM105 223V224H104ZM112 224V223H114V225L112 224V227H111V225L110 226H107L106 224ZM141 225H139V224ZM144 223V224H143ZM159 223V224H158ZM161 223H163V224H161ZM187 223L188 224H193L192 226L191 225H187ZM207 223L208 224H211L212 225V230H213V232H212V230L209 228V227H207ZM216 225H214V224ZM249 223V224H248ZM8 224H1V225H3V226H5V228H6V226H8ZM60 224V225H59ZM84 224V225H83ZM133 224V225H132ZM137 224L139 225V226H137ZM147 224V225H146ZM153 224V225H152ZM165 224V225H164ZM221 224H222V226H221ZM35 225H36V227H35ZM68 225V226H67ZM70 225V226H69ZM78 226V227H76V226ZM80 225V226H79ZM86 225V226H85ZM103 226V227H101L100 226V229H98V228H96L97 226ZM108 227V229H107V227ZM116 225V226H115ZM117 225H118V227H117ZM152 225V226H151ZM181 225V226H180ZM201 225V226H200ZM11 226H13L12 228H16V225H15V227H14V224H11ZM10 226V227H11ZM31 226V227H30ZM33 226V227H32ZM90 226H95V228H96V230L95 229H92L91 231H87L88 230V227H90ZM158 226H161V227H158ZM179 226V227H178ZM187 226H190V228L192 229H190L189 227H187ZM213 226L216 228H214L213 229ZM51 227V228H50ZM83 227H85V228H83ZM105 227V228H104ZM128 227V228H127ZM152 227V228H151ZM155 227V228H154ZM157 227V228H156ZM164 227V230L163 229H161V228H163ZM166 227V228H165ZM174 227V228H173ZM201 227H203V229H201ZM221 227V228H220ZM62 228H63V231H62ZM74 228V229H73ZM80 228V229H79ZM103 228V229H102ZM115 228V229H114ZM125 228H127V229H125ZM159 228V229H158ZM176 228V229H175ZM187 228V229H186ZM189 228V229H188ZM201 230H200V229ZM9 229H11V228H6V230H9ZM21 229V228H20ZM39 229V230H38ZM44 229V230H43ZM60 229V230H59ZM82 229V230H81ZM99 231H98V230ZM107 229V230H106ZM111 229V230H110ZM119 230V232H118V230ZM124 229V230H123ZM153 229H155V230H153ZM161 229V230H160ZM181 229V230H180ZM206 229H207V232H205L206 231ZM5 230V231H6ZM12 230V229H11ZM16 230V229H15ZM71 230V231H70ZM94 230H95V232L96 231H98L97 233H95L94 232ZM106 230V231H105ZM132 230V231H131ZM137 230H139V232L137 231ZM147 230V231H146ZM152 230V231H151ZM165 230H166V232H165ZM177 230H178V232H177ZM211 232H210V231ZM218 230L220 231V233H218ZM14 231V230H13ZM21 232V230H17V232ZM38 231H40V232H38ZM50 231V232H49ZM67 231V232H66ZM77 231V232H76ZM121 231V232H120ZM126 231V232H125ZM136 231V232H135ZM150 231V232H149ZM170 231V232H169ZM181 231V232H180ZM190 231V232H189ZM7 232V234H10V230L9 231H6ZM18 232V233H19ZM21 232V233H22ZM35 232H37V233H35ZM52 232V233H51ZM92 232H94V234L92 233ZM118 232V233H117ZM193 234H192V233ZM211 233V236H209L208 234L209 233ZM216 232V233H215ZM11 233H12V231H11ZM16 233V231L13 233V234H15ZM18 233H16V234H18ZM48 233V234H47ZM61 233V234H60ZM70 233H72V234H70ZM83 233V234H82ZM88 233V234H87ZM90 233V234H89ZM121 233H122V235L124 236L125 234H126V236H124L123 238L122 237H120V240L119 239H115V241H111V240H114V239H111L112 238V234L113 235H121ZM124 233V234H123ZM128 233H130L129 235H127ZM134 233H139V235H141V236H143V237H141V236H139V235H137V234H135V239H134ZM142 233V234H141ZM149 233V234H148ZM151 233V234H150ZM180 235H179V234ZM207 233V234H206ZM47 234V235H46ZM52 234V235H51ZM58 234V235H57ZM63 234V235H62ZM147 234V235H146ZM163 234H164V236H163ZM184 234V235H183ZM196 234V235H195ZM198 234V235H197ZM218 234H219V236H218ZM11 235V234H10ZM38 235L39 236H41V239L40 238H38ZM67 235H69V236H67ZM93 235V236H92ZM133 235V236H132ZM166 235H169V236H166ZM175 235V236H174ZM193 235V236H192ZM195 235V236H194ZM203 235V236H202ZM206 235V236H205ZM208 235V236H207ZM218 237H217V236ZM45 236V237H44ZM52 236V237H51ZM64 236V237H63ZM104 236V237H103ZM111 236V237H110ZM129 236V237H128ZM131 236V237H130ZM147 236V237H146ZM156 236V237H155ZM161 236V237H160ZM162 236L163 237H165V238H163L164 240L167 238H171L172 237V239H166L165 240V242L163 241V239H162ZM173 236H174V238H173ZM179 236H182V238H180ZM186 236V237H185ZM200 236V237H199ZM216 236V237H215ZM235 236V237H234ZM78 237V238H77ZM86 237V238H85ZM98 237V238H97ZM133 237V238H132ZM178 239H177V238ZM184 237V238H183ZM197 238V239H195V238ZM203 237V238H202ZM208 237V238H207ZM219 237H221V238H219ZM69 238V239H68ZM71 238V239H70ZM73 238H74V240H73ZM76 238V239H75ZM81 238V240L79 241V239ZM107 238H108V240H107ZM109 238L111 239L110 241H109ZM125 238V239H124ZM130 238H132V240L130 241ZM163 241H161L160 239ZM186 238V239H185ZM202 238V239H201ZM210 238H211V240H210ZM213 238V239H212ZM217 238V240H219L218 242H217V240H215ZM224 238V239H223ZM229 238H231V239H229ZM39 239V240H38ZM48 239V240H47ZM49 239H51V240H49ZM77 239H78V241H77ZM99 239V240H98ZM124 239V240H123ZM143 239H145V240H143ZM174 239V241L172 242V240ZM181 239V240H180ZM204 240V241H201V240ZM207 239V240H206ZM208 239H209V241L210 242H212V243H207L208 242ZM228 239H229V244L227 243V242H225V241H228ZM32 240H34V241H32ZM76 240V241H75ZM119 240V241H118ZM136 242H135V241ZM159 240H160V242H159ZM176 240H179V241H176ZM187 240V241H186ZM189 240H191V242L192 241H194V242H192V243H190V241ZM199 240V242L201 243L202 242V245L200 244V243H198L197 241ZM214 240V241H213ZM223 240H224V242H223ZM231 240V241H230ZM237 240H238V238H237ZM32 241V242H31ZM38 241V242H37ZM40 241V242H39ZM46 241V242H45ZM87 241V242H86ZM102 243H101V242ZM109 241V243L107 244V242ZM120 241H122L121 243H120ZM129 241V242H128ZM133 241V242H132ZM141 241H143V242H141ZM146 241H147V244H145L146 243ZM195 241H196V243H197V246L198 245H200L203 249H201V247L200 246H198L199 247V249H201V250H199V249H197V246L195 245L196 243H195ZM220 241H222V242H220ZM232 241L233 242H236V243H233V244H231L232 243ZM37 242V243H36ZM79 244H78V243ZM105 242H106V244H105ZM128 242V243H127ZM131 242H132V244H131ZM158 244H157V243ZM167 242L169 243V244H167ZM176 242V243H175ZM177 242H179V243H177ZM31 243V244H30ZM34 243V244H33ZM40 243V244H39ZM48 243V244H47ZM85 243V244H84ZM87 243V244H86ZM117 243V244H116ZM123 243V244H122ZM127 243V244H126ZM130 243V244H129ZM134 243V244H133ZM155 243H156V245H157V247H154V245H155ZM161 243V244H160ZM164 243H165V247H163L164 246ZM172 243V244H171ZM189 243V244H188ZM219 244V243H224V244H226V245H224V244H219L218 246H219V248L218 247H216V248H218L219 250L216 252V248L214 249V247L215 246H217V244ZM242 244V247H245V248H242V247H240L241 246V244ZM38 244V245H37ZM76 244H78V245H76ZM119 244V245H118ZM129 244V245H128ZM139 244V245H138ZM140 244H143V246H141ZM154 244V245H153ZM173 244H175V245H173ZM192 245V248H187L188 246L187 245ZM207 244L208 246H205V245ZM211 244H213L212 246H210ZM32 245V247H36V248H32V247H30ZM37 245V246H36ZM45 245V246H44ZM81 245V246H80ZM100 245V246H99ZM105 245H107V246H105ZM124 245V246H123ZM132 245H134V246H132ZM152 245V247H150ZM155 245V246H156ZM168 245H170V247H168ZM173 245V247H171ZM191 245H190V247H191ZM195 245V247L196 248H194L193 246ZM215 245V246H214ZM231 245V249H233V250H231L232 251V253L230 254V252H228L230 255H228V253L226 254V252L227 251H229L230 250V248H229V246ZM240 245V246H239ZM95 247L96 248V250H97V252H96V250L93 248V247ZM97 246H99V247H97ZM105 246V247H104ZM109 246V247H108ZM115 246V247H114ZM118 246V247H117ZM127 246V247H126ZM129 246H131V247H129ZM140 246H141V248H140ZM158 246H160L161 248H163V249H165L164 251L166 252L165 254H164V252L162 251V249L160 248V249H156V248H158ZM210 246V247H209ZM222 246H224V247H227L226 248V251L224 250L225 248L223 247V250H222ZM238 246V247H237ZM236 247L238 248L237 249V255H238V253L240 254V255H242V254H247L248 253V251H247V253H245L246 252V250H249V252L251 253V246L250 245H248V244H244V246H243V243L242 242H239L238 243V245H237ZM250 248H249V247ZM6 247H9V246H6ZM40 247H42V248H40ZM80 247H81V249H80ZM117 247V248H116ZM121 247H125V249H126V253H124L125 252V250H122L121 249ZM137 247V248H136ZM139 247V248H138ZM147 247H150V248H153V249H150V248H148V250L146 249L145 250V252H144V248H147ZM167 247V248H166ZM240 247V248H239ZM11 248V246L9 247V249ZM26 248H27V250L28 251H26ZM92 248V249H91ZM111 248V249H110ZM131 248V249H130ZM136 248V249H135ZM182 248V249H181ZM185 248V252L186 251H189V249H190V251H189V254H188V252H182L183 251V249ZM186 248H187V250H186ZM209 249V248H213V249H209L210 251L212 250V251H214V253L217 255H219L220 253H221V251H222V256H221V258L219 257L218 258V255L216 256V255H214V254H209V253H213V252H210L209 250V252L208 251H206L205 249ZM247 248H249V249H247ZM4 249H6V250H8L7 248H4ZM32 249H34V250H32ZM85 249V250H84ZM93 250V252L91 251V250ZM102 249V250H101ZM107 249V250H106ZM117 249H119V251L121 252V251H124V252H119L120 254H117V255H120L119 257L117 256V255H113V253H112V256H114V259H112V257L111 256H109V254L111 253V252H113L114 250H116L117 251ZM134 249V250H133ZM153 252H151L150 250ZM168 249V250H167ZM195 251H194V250ZM228 249V250H227ZM243 249H246V250H244V252L242 251ZM3 250V249H2ZM24 250V251H23ZM32 250V251H31ZM35 250H36V253H35ZM82 250H84V251H82ZM155 250V251H154ZM156 250H158L159 252H160V254H159V252H157ZM167 250V251H166ZM182 250V251H181ZM51 251H52V253H51ZM71 251H72V253H71ZM87 251V252H86ZM94 251L96 252V253H94ZM107 251H110V252H108L109 254H107ZM147 251L149 252V254H147ZM176 251H177V254H175L176 253ZM202 251V252H201ZM220 251V252H219ZM224 251V252H223ZM234 251V252H233ZM238 251H242V254H241V252H238ZM5 252H8V251H5ZM4 252V250H3V253L4 254H7V253H5ZM9 252H10V250H9ZM24 252V253H25ZM31 252H33V253H31ZM65 252V253H64ZM82 252V253H81ZM85 252V253H84ZM138 252V253H137ZM157 254H156V253ZM162 252H163V254H164V256H163V254H162ZM168 252H169V254H168ZM175 252V253H174ZM191 252V253H190ZM3 253H2V255H3ZM35 253V254H34ZM39 253V254H38ZM81 253V254H80ZM103 253H105L106 255H104ZM124 253V254H123ZM137 253V254H136ZM141 253V254H140ZM173 253H174V255H173ZM181 253V254H180ZM183 253H185V256L188 254L189 256H187V258H189V257H191V255H192V257H193V261L192 262H189L190 260L189 259H191V258H189L188 260L186 259H184L183 257H182V255H184ZM224 253V254H223ZM9 254V253H8ZM7 254V255H8ZM32 254V255H31ZM39 255V256H37L36 257V255ZM66 254V255H65ZM70 254V255H69ZM73 254L75 255V256H73ZM93 254H95V255H93ZM97 254L99 255V256H97ZM143 254H145V255H147V256H144ZM167 254H168V256H169V260H168V256H167ZM170 254H172V255H170ZM31 255V256H30ZM35 257H34V256ZM80 255V256H79ZM89 255V256H88ZM104 255V256H103ZM107 255H108V257H107ZM122 255H123V257H122ZM124 255H126L125 256V258H124ZM131 255V256H130ZM140 255V256H139ZM158 255L159 257H156V256ZM175 255H177V256H179V257H176L175 258ZM181 255V256H180ZM1 256V255H0ZM34 257L36 260H34L33 258H30V257ZM64 258H63V257ZM79 258H78V257ZM84 256V257H83ZM86 256V257H85ZM95 256V257H94ZM106 256V257H105ZM117 256V258H115ZM141 256H143V257H141ZM165 256H166V258H165ZM173 256V257H172ZM206 256H208V258L206 257ZM216 256V257H215ZM220 256V255H219ZM4 258H2V259H4V260H0L1 262V264L3 263V264H5V263H7V264H11V262H5V259L6 258H9V255H8V257L6 256H3ZM19 257L20 256H18V259H19ZM45 257V258H44ZM80 257H82V258H80ZM92 257V258H91ZM94 257V258H93ZM97 257V258H96ZM126 257H128V258H126ZM137 257V258H136ZM154 257H155V260H157V262L154 260ZM162 257H163V260H162ZM175 258V260L174 259H172V258ZM211 257H213V260H214V262L215 261H217V260H220V261H218L219 263H217V262H213V260H211L210 258ZM17 258V257H16ZM70 258V259H69ZM86 258H87V260H86ZM91 258V259H90ZM99 258V259H98ZM109 258V259H108ZM123 258V259H122ZM137 260H136V259ZM141 258H143V259H141ZM158 258H159V260H158ZM181 258H182V260H184V261H182L181 260ZM216 258H217V260H216ZM223 258V259H222ZM225 258V259H224ZM231 258V259H232ZM0 259H1V257H0ZM24 259V258H23ZM22 259V260H23ZM41 259V260H40ZM54 261H53V260ZM116 259V260H115ZM133 259V260H132ZM140 259H141V261H140ZM153 259V260H152ZM172 259V260H171ZM231 259H229V261L228 262H230V260ZM33 260V261H32ZM70 260H71V262H70ZM80 260V261H79ZM83 260H85L84 262H82ZM97 260H99L98 262H97ZM111 260H115L114 262H111ZM136 261L137 263H135V262H132V261ZM181 260V261H180ZM223 260H226L225 262L223 261ZM7 261V260H6ZM8 261H9V259H8ZM53 263H52V262ZM57 261H59V262H57ZM123 261V262H122ZM125 261H128V262H125ZM131 263H130V262ZM148 261V260H147ZM155 261V262H154ZM176 261H178V262H176ZM210 261H212V262H210ZM43 262V263H42ZM73 262V263H72ZM120 262V263H119ZM185 262H188V263H185ZM194 262V263H193ZM226 263V264H238V263H240V264H245L244 262L243 263H241V262H237L236 263V261H235V263H233V262H230V263ZM246 262H250V261H246ZM253 262V261H252ZM252 262H250V263H247V264H252ZM257 262H259L258 260L256 261H254L253 262V264H257ZM18 263H20V261H18ZM115 263V264H116ZM166 263V262H165ZM14 264V263H13ZM86 264V263H85ZM144 264V263H143ZM159 264H161V263H159Z\"/></svg>",
    "mask_w": 264,
    "mask_h": 264
}]
</instances>
